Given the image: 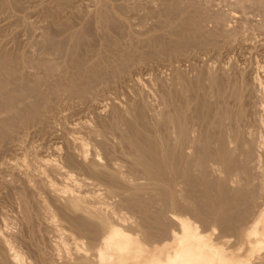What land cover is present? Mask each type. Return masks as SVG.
<instances>
[{
	"label": "rangeland",
	"instance_id": "374dc122",
	"mask_svg": "<svg viewBox=\"0 0 264 264\" xmlns=\"http://www.w3.org/2000/svg\"><path fill=\"white\" fill-rule=\"evenodd\" d=\"M2 1V2H1ZM9 1V0H8ZM7 0H0V52L2 51H9L8 54H5L3 56L4 57H7V55L9 56V60H11L12 63H17V59L24 53V56L26 59H33L34 57V60L36 61V64H35V61L33 62L36 67L39 66V70H42V71H39L38 68L36 69L37 72H41V73H45L44 76H46V73H47V76L48 75H51L50 74V71L51 73H56V69L55 68H50V66L47 64H45V60L43 61L42 58L40 57V51L41 50V46L43 44V42L40 43L41 41L44 40L43 37H45V35H47V38L50 39V36L52 37L50 41H53V39H55L54 41L57 40H62L61 38V34L59 31L62 32L63 30V36L66 38V36L68 37L69 36V32H74V29H75V32L77 29H80L78 30L81 31V32H87L90 36H88L87 33H85V37L83 36L81 40H79L80 42L78 43V51H76L75 53H73V56L72 58L70 59L69 62L73 63L75 60L77 62H79L80 60H83L85 57V55L87 54V56H89L88 53L91 52V54L93 53H96L97 50V47L101 48V47H104V50L106 51H103L105 52V54L107 53V55L109 56L110 53L111 56L113 57V53L114 52H117V53H114V55H116V57H113L114 59L116 60H113L116 61L114 62V64L112 65V59L110 60V64L112 66H110V64L108 65L109 66V69H106L104 70V67H102V69L100 68L99 69H95L96 72V75H95V70H91V72H93L94 74H92L90 71L89 73L85 72L84 75L85 77L87 78H83V79H80L79 77H75L73 79H70V82L68 81V83L66 82H60L61 85L57 82L59 81H50L51 77H44L42 74L40 73H36L35 69H33V72L35 71V73L32 72V74H36L37 78L38 75L42 76L45 78H39L40 80H38V82L36 81L37 79L33 76L29 77V79L27 80V83L31 84L33 79H34V83L35 84H31L29 85L32 92L34 91V93H36L35 95H33L34 93H32V95L35 97V98H38L35 99L34 101L32 99H34V97L32 98L31 97V93L28 95L27 93V96L25 97H28L27 99H29L31 97V99H29L32 103L29 102V100H27L26 98H24L23 96L26 95V93H16L15 95L11 92H7L5 95H4V91L5 90H9V88L6 89V87H8V82H5V78L6 76L3 78L2 77V73H4L5 71L7 72V70L9 69H12L14 70V67L12 68L11 66H15V64H10L8 65V57L5 58V60L8 62H6L2 57L3 55V52L0 54V61L1 63H5L4 65H7L8 67L2 65L0 63V69H2L1 67L4 66L3 68V71L0 70V89L3 87L5 88V90H3V88L1 89L2 94L0 95V97L2 96H6V100L4 99V97H2V101L0 100V103H5V104H10V103H13V102H16V101H19V99H21L23 101V104L20 106V108L23 107V109H19V111H16V113H13V112H9V115L8 113L7 114H4L0 111V117L1 119L4 118V116L6 117L5 118V121L1 120L0 121V126L3 127V129L0 127V232H6L7 236L9 237V239L12 240L13 244L16 246V248L18 249L19 247V251L22 252V253H25L23 254L24 255V258L25 259V262L26 264H38L39 263V257L40 258H43L42 260L44 261L45 260V264H54L55 261L56 262H59L61 263L62 261V258H63V253L60 251L62 249V245L60 246L58 243L61 244V242L63 241L61 238L62 237H67L66 234H69L71 232V230H73L71 227V223L72 221L76 219V222H79L81 220H79L81 217H80V211H78L77 214L76 212L70 210H66L65 208H61L60 207V204L62 205L63 202L61 200H58L54 194H51V192L49 191L48 192V189L46 188L45 185V181H44V178L46 177L48 179L47 176L48 173L50 174V171L52 172L53 170L51 169L49 172L47 170L48 167H42V158H44L46 155L48 156L49 155V158H52V156L50 157V154L53 155L54 158H56L55 156H57L58 154H60L61 152L64 153V149L66 151V140L64 139L63 140V134H64V130H62V128H66L68 126V128L70 127L69 125L74 121L76 122V120L78 119H87L86 121H82V122H86L89 121L91 124L93 121V123L97 124L98 123V115L96 116V111L93 110L94 108L91 107L90 110H92L95 114V116L93 115V112L89 111V109L85 108L87 112H84V115H83V111H85L84 109V106H88L90 104L89 101H91L93 98L94 101H96V105L97 106V101L99 99H105V98H108L109 96L111 97L112 100H109L108 99H105L107 100L105 103H107V109L105 111V114H102V117H107L108 114L111 112V109L112 107L108 106V104L110 105L111 103L112 104H115L116 100L117 102H121L122 100H124L123 102H127L128 100H131V99H134L135 98V91L138 89H140L139 86L137 85H134L135 83L134 82H127L128 85H124L125 83L121 84V82L117 83L116 87H114V89H111V88H108V90L104 93L102 91V88L104 86H106L105 84H109L110 83L112 84L113 81L115 80H119L120 77L123 78V76H126V72H128L129 74V71L131 72H136V75L137 76H141V74H144L143 76H141L140 78L142 79V81H144V79L146 80V82L143 84H145V90H146V95H148L147 97H145V99L147 98L149 101L145 100V99H142L141 102L140 100L138 101L137 99H135L136 101H138L137 103H139L140 105L142 104H145V108L144 105L141 107L143 108L144 110V113L145 115L147 114H150V112H152L151 110V107H149L148 105L150 104V106H152L153 108V112L151 114H153L155 111H158L160 112L162 109L164 110V108L166 107V109L169 107L173 108L172 105L174 106L175 105V101L176 104H178V101L181 103H183V106L182 104H180V107H184L185 110L189 111V107L190 105H187V103H191V108H190V111L189 112H193V109H194V113L195 115L191 114L189 115V112L187 115H189L188 117H193L195 116V118L193 117V119L196 120L197 118V121H194L193 120L191 121L194 125H196L195 127H200V128H204L205 130H207V126H208V129L209 131H207L209 134H210V137L208 134H206V132L202 134V136L204 134V136H208L209 138L207 139L208 141H206V143L204 142L206 140V138H202L201 137V142L203 143H198V146L199 148L198 149H202L199 150V154L201 155V157L198 155V158L197 160H199V163H197V165L199 164L200 165V168H199V165L197 166L196 165V175L194 173L193 175V179L192 177L191 178H188V180L186 181H191V182H188V184L190 183L191 186L189 187H186V183L184 185V187H180L179 189L177 187L179 186H176L174 189L176 190L177 188V192H179V190L182 188V189H189L187 191L184 190L185 193H182L183 190H181L179 193L177 194H174V195H171L170 192L168 194V191H166V189L164 191H161V194L159 192H153V191H150V190H147L145 192L144 195H146V197L144 195H140L138 197V194L136 195L137 198V201H140V197L141 199H143L142 201H140V205H135L133 204V206H131L132 208H126V207H122V212L123 213H128V216H133V219L135 218L134 216H136V218L138 219V221H140V223L142 224V227L144 228L146 234H147V237H149V239H153L154 238V241H157L155 240L156 239H162V236L164 237V231L167 233V230L169 229H174L176 228L178 225L176 222L171 219V214L173 213L172 210L175 212L177 209L179 208H167V207H171L170 205H168L167 202H164V201H167L169 198V196H172V197H175V198H179L178 200L180 201V204L183 205V203L185 205H183L185 207V209L183 210V207H180V209L177 211L178 215H180L182 218H185V217H190L189 220L193 221L194 224H196L197 226H199V229L200 231H203V233L205 234H208V233H211V234H208L210 235L211 237L215 238L217 240V236H219L220 234H225V233H236L235 232V229L236 231H241L243 230L245 227L249 226L250 223L252 222V220L258 215V213L260 212L261 210V204L263 203V199H264V192L262 190V188L264 187V178L261 177L260 175V172L254 168L255 164H256V157L259 156V154H264V148H258L257 145H259V141H260V134L261 132H264V128L261 129V127H263L264 125V112L259 109V106L260 105H264L262 102H264V0H15L16 4L10 0L8 2ZM23 1V3H22ZM65 1V2H64ZM118 1V2H117ZM121 1V2H119ZM158 1H161V2H158ZM4 2V3H3ZM13 2V3H12ZM46 2V3H45ZM64 2V3H62ZM100 2V4H99ZM110 2V3H109ZM114 2V3H113ZM116 2V3H115ZM125 2V3H124ZM132 2V3H131ZM157 2V3H156ZM4 5H3V4ZM8 3H11V4H8ZM56 3V4H54ZM83 3V4H82ZM85 3V4H84ZM105 3L107 4L105 6ZM121 3V4H119ZM159 3V4H158ZM163 3V4H161ZM260 3V4H259ZM15 6H13V5ZM25 6H24V5ZM65 6H63V5ZM71 4V5H70ZM92 4V5H90ZM104 4V5H103ZM133 4V6H132ZM143 4V5H142ZM152 4V5H151ZM165 4V5H164ZM38 5V6H37ZM82 5V6H81ZM90 5V6H89ZM100 5V6H99ZM126 5V7H125ZM4 6V7H3ZM13 6V7H11ZM19 6V7H17ZM37 6V7H36ZM59 6V7H58ZM93 6V7H92ZM103 6V9H101ZM112 6V7H111ZM130 6V7H129ZM147 6V7H146ZM262 6V7H261ZM11 7V8H10ZM63 7V8H62ZM71 7V8H70ZM83 7V8H82ZM92 7V8H91ZM96 7H100V9H97L96 10ZM118 7V8H117ZM13 8V9H12ZM18 8V9H17ZM46 8V10H45ZM54 8V9H53ZM62 8V9H61ZM73 8V9H72ZM90 8V9H89ZM124 8V9H123ZM127 8V9H126ZM142 8V9H141ZM199 8V9H198ZM87 11H86V10ZM95 9V10H93ZM108 9V10H107ZM157 9V10H156ZM231 9V11H230ZM242 9V10H241ZM28 10V11H27ZM77 10H80V11H77ZM90 10H93L91 11V14L89 16L87 14L90 13ZM110 10V11H109ZM120 10V11H119ZM145 10V11H144ZM151 10V11H150ZM160 10V11H159ZM43 11V12H42ZM45 11V12H44ZM86 11V13H85ZM99 11V12H97ZM104 11H105V14H104ZM118 11V12H116ZM122 11V12H121ZM128 11V12H127ZM136 11V12H135ZM142 11V12H141ZM228 11V12H227ZM3 12V13H2ZM13 12V13H12ZM24 12V13H23ZM48 12V14H47ZM73 12V13H72ZM94 12V13H93ZM103 12V13H102ZM108 12V13H107ZM141 12V13H140ZM146 12V13H145ZM199 12V13H198ZM22 13V14H21ZM83 15H82V14ZM99 13V14H98ZM102 13V15H101ZM114 13V14H113ZM159 13V14H158ZM15 14V15H14ZM60 14V15H59ZM69 14V16L67 15ZM79 16H78V15ZM93 14V15H92ZM96 14V15H95ZM110 14V15H109ZM249 14V16H248ZM65 15H66V18H65ZM85 15V16H84ZM87 15V16H86ZM94 15L97 17H94ZM135 15V16H134ZM138 15V16H137ZM143 15V16H142ZM151 17H150V16ZM9 16V17H8ZM15 16V17H14ZM20 16V17H19ZM64 16V18H63ZM72 16V17H71ZM108 16V17H107ZM127 16V17H126ZM142 18H141V17ZM238 16V17H237ZM262 16V17H261ZM56 17L58 19H56ZM69 17V18H68ZM84 17V18H82ZM123 17V18H122ZM222 17V18H221ZM11 18V19H10ZM23 18V19H22ZM25 18V19H24ZM47 18V19H45ZM54 18V20H53ZM69 20H68V19ZM82 18V19H81ZM86 18V19H85ZM104 20H103V19ZM126 18V19H125ZM138 18V19H137ZM147 18V19H146ZM219 20H218V19ZM236 20H235V19ZM56 19V20H55ZM64 19V20H62ZM72 21H71V20ZM78 19V20H77ZM88 19V20H87ZM94 19V20H93ZM96 19V20H95ZM101 19L103 20V22L101 21ZM108 19V20H107ZM110 19V20H109ZM119 19V20H118ZM210 19V20H209ZM24 22H23V21ZM58 20V21H57ZM62 22H61V21ZM67 20V21H66ZM77 20V21H76ZM81 20V21H80ZM86 20V22H85ZM91 20V22L89 21ZM114 20V21H113ZM131 20V22H130ZM136 20V21H135ZM26 21V22H25ZM31 21V22H29ZM35 21V22H34ZM39 21H42V22H39ZM45 21V22H44ZM51 21V22H50ZM64 21V22H63ZM93 21V22H92ZM107 23H106V22ZM257 21V22H256ZM22 22V23H21ZM29 22V24L27 23ZM40 24H39V23ZM59 22V23H57ZM67 22V23H66ZM70 22V23H69ZM76 22V23H75ZM78 22V23H77ZM89 22V24H88ZM98 22V23H97ZM115 22V23H114ZM123 22V23H122ZM125 22V23H124ZM218 22V23H217ZM260 22V23H259ZM33 23V24H31ZM42 23V25H41ZM56 23V25H55ZM81 23V24H79ZM96 23V24H95ZM110 25H109V24ZM118 23V24H117ZM212 23V24H211ZM232 23V24H231ZM250 23V24H249ZM256 23V24H255ZM28 24V26H27ZM59 24V25H58ZM64 24V25H63ZM73 24V25H71ZM76 24V25H75ZM99 24V25H98ZM123 24V25H122ZM129 24V25H128ZM138 25V28H137V25ZM226 24V25H225ZM8 25V26H7ZM17 25V26H16ZM46 25V26H45ZM55 25V26H54ZM63 25V26H61ZM85 25V26H84ZM35 26V27H34ZM37 26V27H36ZM45 27V30H44V27ZM58 26V28H57ZM67 26V27H66ZM74 26V29L73 27ZM80 26V27H79ZM90 26H91V29L92 31H90ZM94 26V27H93ZM106 26V27H105ZM120 26V27H118ZM122 26V27H121ZM125 26V27H124ZM133 29H132V27ZM141 26V27H139ZM224 26V27H223ZM227 26V27H225ZM259 26V27H258ZM263 26V27H262ZM28 27V28H27ZM32 27V28H31ZM40 27L42 29H40ZM51 27V28H50ZM72 28L73 31H71L72 29H69V28ZM89 27V29H88ZM98 29H97V28ZM103 29H102V28ZM130 27V28H129ZM241 27H244V28H241ZM30 28V29H29ZM36 28V30L34 29ZM38 28V29H37ZM54 28V29H53ZM77 28V29H76ZM96 28V29H94ZM121 28V29H120ZM126 28V29H125ZM142 28V29H141ZM227 28V29H226ZM15 29V30H14ZM34 31H33V30ZM49 29V30H47ZM57 29V30H56ZM61 29V30H60ZM66 29H69L67 30L66 32ZM82 29V30H81ZM107 29V31L105 30ZM134 31H132V30ZM42 30V31H41ZM47 30V31H46ZM53 30V32H52ZM55 30V31H54ZM59 30V31H58ZM87 30V31H86ZM103 30V31H102ZM106 32H105V31ZM112 30V31H111ZM125 30V31H124ZM32 31V32H31ZM36 31V32H35ZM41 31V32H40ZM49 31V32H48ZM89 31L91 33H89ZM95 31V32H94ZM96 31H97V34H96ZM109 31V33H108ZM132 31V34H130V32ZM145 31V32H144ZM262 31V32H261ZM6 32V33H5ZM12 32V33H11ZM44 32V33H43ZM64 32H66V36L64 35ZM139 32V33H138ZM260 32V33H259ZM32 33V34H31ZM37 33V34H36ZM40 33H42L40 35ZM45 33H48V34H45ZM50 33V34H49ZM52 33V34H51ZM92 33L94 34V36L92 35ZM103 33V34H102ZM112 33V34H110ZM134 33V34H133ZM137 33V34H136ZM147 33V34H146ZM10 34H13V37L12 35ZM44 34V35H43ZM56 36H55V35ZM68 34V35H67ZM96 34V35H95ZM101 34V35H100ZM105 34V35H104ZM107 34V35H106ZM143 34V35H140ZM149 34V35H148ZM10 35V36H9ZM25 35V36H24ZM43 35V36H42ZM49 35V37H48ZM98 35V36H97ZM104 35V36H102ZM124 35V36H123ZM131 35V36H130ZM255 35V36H254ZM12 36V37H11ZM109 36V37H108ZM111 36V37H110ZM129 36V37H128ZM136 36V37H135ZM7 37V38H5ZM61 37V38H60ZM87 37V38H86ZM91 37V38H90ZM103 37V38H102ZM118 37V38H117ZM128 37V38H127ZM132 37V38H131ZM147 37V38H146ZM4 38V39H3ZM17 38V39H16ZM46 38V37H45ZM93 38H95L93 40ZM100 38V39H98ZM102 38V39H101ZM109 38V40H108ZM143 40V41H141ZM146 38V39H145ZM7 39V40H6ZM15 39V40H14ZM32 39V40H30ZM35 39V40H34ZM36 39H37V42H36ZM64 39V38H63ZM84 39V41H83ZM86 39V41H85ZM124 39V40H123ZM134 39V40H133ZM251 39V40H250ZM5 42H4V41ZM14 41L15 43L11 42V41ZM30 40V41H28ZM41 40V41H40ZM137 40V41H136ZM138 40H140L138 42ZM243 40V42H242ZM3 41V42H1ZM7 41V43H6ZM27 41V42H26ZM82 41V42H81ZM104 41V43H103ZM134 42L133 44L132 43H129V42ZM147 41V42H146ZM30 42V43H28ZM33 42V43H32ZM36 42V43H34ZM84 42V44H83ZM92 42V43H91ZM98 42V43H97ZM108 42V44H107ZM138 42V43H136ZM12 43V44H11ZM18 43V44H17ZM28 43V44H27ZM101 43V44H100ZM112 45H111V44ZM142 43V44H141ZM262 43V44H260ZM11 44V45H10ZM24 44V46H23ZM82 44V45H81ZM87 44V45H86ZM100 44V45H99ZM103 44V45H102ZM107 46H106V45ZM124 46H123V45ZM14 45V46H13ZM19 45V47H18ZM40 45V46H39ZM102 45V46H101ZM133 45V46H132ZM7 46V47H6ZM17 46V47H15ZM25 46H27L25 48ZM36 46V47H35ZM95 46V47H94ZM101 46V47H100ZM130 46H132L130 48ZM140 46V47H139ZM9 47V49H8ZM34 47V48H33ZM39 49H38V48ZM83 47V48H82ZM89 47V48H88ZM92 47V48H91ZM129 47V48H128ZM137 47V48H136ZM146 47V48H145ZM256 47V48H255ZM5 48V49H4ZM30 48V49H29ZM32 48L34 50H32ZM88 48V49H85ZM92 50H91V49ZM98 48V49H99ZM139 48V49H138ZM25 49V51H24ZM94 49V50H93ZM108 49V50H107ZM127 53H126V51ZM137 49V51H136ZM20 50V51H19ZM22 50V51H21ZM82 50V51H81ZM135 50V51H134ZM12 51V53H11ZM17 51V52H16ZM39 51V53H37ZM90 51V52H89ZM125 51V52H124ZM143 51V53H142ZM20 52H23L22 54ZM19 53V54H18ZM85 55H84V54ZM137 53V54H136ZM15 54V55H14ZM39 54V55H38ZM104 54V53H103ZM121 54V55H120ZM128 54V55H127ZM29 55V56H28ZM31 55V56H30ZM34 55V56H33ZM36 55V56H35ZM126 55V56H125ZM143 55V56H142ZM12 56V57H11ZM23 56V55H22ZM39 56V57H38ZM84 58H83V57ZM104 56V55H103ZM110 56V57H111ZM122 56V57H120ZM131 56V57H130ZM148 56V57H147ZM253 56V57H252ZM76 57V59H75ZM90 57V56H89ZM111 57V58H112ZM120 57V58H119ZM142 58V59H139V58ZM12 58V59H11ZM40 58V61L38 62ZM126 58V59H125ZM136 58H137V61H136ZM153 58V59H152ZM72 59H74L73 61H71ZM139 59V61H138ZM132 60V61H131ZM61 61V60H60ZM75 61V62H76ZM134 61V62H133ZM153 61V62H152ZM10 62V63H11ZM40 63V64H39ZM119 63V64H118ZM171 63V64H170ZM251 63V64H250ZM257 63V64H256ZM39 64V65H38ZM44 66L42 69H40V67H42V65ZM45 64V65H44ZM145 64V66H144ZM225 64V65H224ZM250 66H249V65ZM41 65V66H40ZM70 65V64H69ZM72 65V66H71ZM70 66L73 67V64H71ZM118 65V66H117ZM175 65V66H174ZM34 66V65H33ZM46 66V68H45ZM49 66V70L50 71H47L48 67ZM165 66V67H164ZM173 66V67H172ZM253 66V67H252ZM11 67V68H10ZM35 67V68H36ZM116 67V68H115ZM121 67V68H120ZM131 67V68H129ZM148 67V68H147ZM221 69H220V68ZM224 67V68H223ZM239 67V68H238ZM247 67V68H246ZM6 68V69H5ZM45 68V72H43ZM125 68V69H124ZM151 68H153V70H151ZM233 68V69H232ZM263 68V69H262ZM54 69V70H53ZM110 69H112L110 71ZM149 69V70H148ZM165 71H164V70ZM8 70V72H9ZM144 70V71H143ZM149 71V75L147 74V72ZM224 70V71H222ZM76 72V70H74ZM102 71V73H101ZM113 71V72H112ZM142 71L144 73H142ZM176 73H175V72ZM5 72V74H6ZM16 73V71H11L9 73H12L14 75V73ZM78 72L77 71V76H78ZM131 72V73H132ZM165 72V73H164ZM173 72V73H172ZM224 74H223V73ZM243 72V73H241ZM7 73V75L9 74ZM52 75H55L53 74ZM75 73V75H76ZM120 73V74H119ZM140 73V74H139ZM146 73V75H145ZM151 73V74H150ZM171 73V74H170ZM230 76H229V74ZM241 73V74H240ZM11 74V75H12ZM38 74V75H37ZM90 74H92L90 76ZM127 74V75H128ZM217 76H216V75ZM12 75V76H13ZM82 75V74H81ZM87 75V76H86ZM166 75V76H165ZM172 75V76H171ZM215 75V76H214ZM234 75V76H233ZM241 75V76H240ZM4 76V75H3ZM9 77L10 74L8 75ZM89 76V77H88ZM94 78H93V77ZM97 76V77H96ZM112 76V77H111ZM154 76V77H153ZM158 76V77H157ZM214 76V77H213ZM229 76V77H228ZM235 77V78H234ZM260 79H259V78ZM1 78L2 81H1ZM13 78V77H12ZM31 78V79H30ZM33 78V79H32ZM90 78H91V81H90ZM100 78V80H99ZM105 78V79H104ZM108 78V79H107ZM112 78V79H111ZM116 78V79H115ZM169 78V79H168ZM215 80H213V79ZM221 78V79H220ZM235 80H234V79ZM36 79V80H35ZM78 80V82L76 80ZM80 79V80H79ZM97 79V80H96ZM109 79L111 80V82L109 81ZM115 79V80H114ZM121 79V78H120ZM172 79V80H171ZM207 79V81H206ZM226 79V80H225ZM234 81H233V80ZM244 79V80H243ZM9 80V79H8ZM46 80V81H45ZM49 82H48V81ZM74 82H72V81ZM84 80V81H83ZM102 80L104 82H102ZM107 80V81H106ZM149 80V81H148ZM161 80V81H160ZM169 80V81H168ZM222 80V81H221ZM232 80V81H231ZM237 80V81H236ZM242 80V81H241ZM7 81V79H6ZM11 81V80H10ZM31 81V82H30ZM41 82V88L44 90V87H45V90L46 88L50 90H52V94L49 92V90L44 91L47 96L44 94H42V92L40 91L41 88H39V84ZM94 81V82H93ZM156 83H155V82ZM164 81V83H163ZM212 81V82H211ZM229 83H228V82ZM256 81V82H255ZM260 81V82H259ZM263 81V82H262ZM5 82V83H4ZM37 82V83H36ZM48 82V84H46ZM77 82V83H76ZM81 82V83H79ZM107 82V83H106ZM148 82V84H147ZM178 82V83H177ZM186 84H185V83ZM216 82V83H215ZM224 82V83H223ZM234 84L235 85H231L230 84ZM247 82V83H246ZM261 84H259V83ZM4 83V84H3ZM42 83H44L42 85ZM51 83V84H50ZM54 83L57 85L54 86ZM66 83V85L64 84ZM71 83V86L72 87H69L70 85H67V84H70ZM90 83V84H89ZM133 83V84H132ZM163 83V84H162ZM168 83V84H167ZM175 83V84H174ZM180 83V85H179ZM200 83V84H199ZM242 83V84H241ZM244 83V84H243ZM2 84V86H1ZM7 84V85H6ZM38 84V85H37ZM46 84V85H45ZM53 84V85H52ZM63 84V86H62ZM83 84V85H82ZM95 86V87H93ZM103 84V85H102ZM115 84V82H114ZM133 86H132V85ZM164 85V87L162 85ZM217 84V86H216ZM240 84V85H239ZM36 85V86H35ZM45 85V86H44ZM60 87H59V86ZM75 85V86H74ZM80 85V86H79ZM81 85L83 87H81ZM91 85V86H90ZM119 85V86H118ZM121 85V86H120ZM156 85V86H155ZM172 87H171V86ZM186 85V86H185ZM219 85V86H218ZM221 85V86H220ZM224 85V86H223ZM229 85V86H228ZM239 87H238V86ZM47 86V87H46ZM50 86V87H49ZM82 90H80V88ZM100 86V87H99ZM128 86V87H127ZM130 86H132L131 89H128ZM163 89V90H161ZM169 86V87H168ZM178 86V87H177ZM185 86V87H184ZM11 87V86H10ZM39 88V91L38 89H35L33 90L34 88ZM54 87V88H53ZM59 87V89H58ZM62 87V90L60 89ZM69 87V88H68ZM74 87V88H73ZM87 87V88H86ZM100 89H98V88ZM134 87H137L134 88ZM148 87V88H147ZM151 87V88H150ZM227 87V88H226ZM235 88V89H232V88ZM254 87V88H253ZM66 90H65V89ZM73 88V89H71ZM91 88V89H90ZM147 88V89H146ZM166 88V89H165ZM179 88V90H178ZM213 88V89H212ZM242 90V94H240V98L239 99V95H233V91L232 93L230 92V90ZM244 88V89H243ZM252 90H251V89ZM79 89V90H77ZM87 89L89 91H87ZM94 89V90H93ZM118 89V90H117ZM123 89V90H122ZM135 91H134V90ZM150 89V90H149ZM151 89L153 91H151ZM182 89L184 90V92H182ZM188 89V90H186ZM201 89V90H200ZM216 89L223 91L225 89L224 92H227L224 94V92H216ZM223 89V90H222ZM246 89V90H245ZM58 90V91H57ZM60 90V91H59ZM74 90V91H73ZM159 90V91H158ZM170 92V97L171 99H173V96L175 99L173 100H170V97H165L167 98L166 101H168V104L172 105L168 107L165 105H163L164 107H161V100L159 99L160 95H161V92L160 91H163V92ZM229 90V91H228ZM240 90V91H241ZM245 90V92H244ZM259 90V91H258ZM0 91V93H1ZM57 91V92H56ZM62 91V92H61ZM66 91H69V92H66ZM72 91V92H71ZM77 91V92H75ZM80 91V92H79ZM85 93H83V92ZM91 91V92H90ZM94 91V92H93ZM100 93H104L103 95L105 96V98L102 96V94H98L99 92ZM117 91V92H116ZM136 91V92H137ZM149 94H147L148 92ZM157 91V92H156ZM188 91V92H187ZM196 91V93H195ZM234 91V92H235ZM255 91V92H254ZM65 92V93H64ZM75 92V93H74ZM82 92V93H81ZM116 92V93H115ZM120 92V93H119ZM160 92V94H159ZM177 92V93H175ZM192 92V93H191ZM194 92V93H193ZM244 92V94H243ZM260 92V93H259ZM11 93V95H9ZM41 93V94H39ZM55 93V94H53ZM58 93V94H56ZM64 93V94H63ZM67 93V94H66ZM70 93V94H69ZM73 94V97H72V94ZM78 93V94H76ZM91 93V94H89ZM111 93V94H110ZM114 93V94H113ZM154 95H153V94ZM182 93V94H181ZM187 93V94H186ZM191 93V94H189ZM216 93V94H215ZM241 93V92H240ZM8 94V95H7ZM18 94V96H17ZM21 94V95H19ZM39 94V95H38ZM88 94V95H87ZM98 94V95H97ZM124 94V95H123ZM175 94V95H174ZM189 94V95H188ZM195 94V95H194ZM197 94V95H196ZM203 94V95H202ZM218 94V95H217ZM224 94V95H222ZM230 94V95H229ZM255 94V95H254ZM259 94V95H258ZM37 95V97H36ZM41 95H43L44 97H42ZM50 95H55V96H51L53 98V100L50 98ZM62 95V96H61ZM69 95V96H68ZM74 95H76V98L74 97ZM79 95V96H78ZM94 95V96H93ZM96 95V96H95ZM117 95V96H116ZM127 95V96H126ZM131 95V96H130ZM153 95V97H152ZM159 97H158V96ZM173 95V96H171ZM177 95V96H176ZM180 97H179V96ZM220 95V99H219V96ZM227 95V96H225ZM249 95V96H248ZM7 96H9V98L11 100L8 101L9 98H7ZM13 96V97H12ZM17 97V100L15 101L16 97ZM39 96L42 97L40 98L39 100ZM58 96V97H56ZM83 96V97H81ZM91 96V98H90ZM102 96V97H101ZM108 96V97H107ZM126 96V97H125ZM130 96V97H129ZM156 96V97H155ZM176 96V97H175ZM188 98H187V97ZM213 96V97H212ZM215 96V97H214ZM221 96L223 98H221ZM229 96H231L229 98ZM242 96V97H241ZM245 96V98H244ZM255 96V97H254ZM46 97V98H45ZM61 97H64L66 100H68V104L66 105V107L68 106L70 108V112H68V107H67V113H65V111L63 113H61V115L57 118L58 121H55V124H57V126H61V127H57V133L59 136L62 137L59 138L58 137V140L54 141L53 137L51 138L50 135L53 134V131L51 132V127H48L47 124L46 125H39V122H40V116L42 115V112L41 110H43V106L46 105V102L48 100L51 99V101H54V100H57V99H61ZM67 97V98H66ZM78 97V98H77ZM87 97V98H86ZM89 97V98H88ZM99 99H98V98ZM117 97V99H116ZM119 97V99H118ZM129 97V98H127ZM191 97V98H190ZM234 97V98H233ZM237 100H236V98ZM261 97V98H260ZM63 98V99H64ZM72 98V99H71ZM83 100H81V99ZM131 98V99H130ZM181 98V99H180ZM199 98V99H198ZM213 100H212V99ZM217 98V100H216ZM247 98V99H246ZM250 98V99H249ZM14 99V100H13ZM26 99V100H25ZM47 99V100H45ZM90 99V100H89ZM98 99V100H97ZM169 99V100H168ZM208 101H207V100ZM258 99V100H257ZM5 100V102L3 101ZM44 100V101H43ZM76 100V101H75ZM79 100V101H78ZM120 100V101H119ZM158 100V101H157ZM181 100V101H180ZM197 100V101H196ZM200 103H199V101ZM214 100L215 102L217 101V103H214ZM221 100H225L226 103L228 105H226L225 103V106H224V101L222 102ZM234 100V101H233ZM27 101V102H26ZM40 104H39V102ZM80 101H81V104H80ZM85 101V102H83ZM146 101L148 102L147 106H146ZM151 101H154V104L153 102ZM172 101V102H171ZM186 101V102H185ZM244 101V102H243ZM255 101V102H254ZM30 103L28 105H32V106H27V103ZM34 102V103H33ZM38 102V103H36ZM44 102V103H42ZM50 102V101H48ZM47 102V103H48ZM70 102V103H69ZM72 102V103H71ZM158 102V103H157ZM208 102V103H206ZM36 103V105H35ZM79 103V104H78ZM85 103V104H84ZM186 103V105L184 106V104ZM206 103V104H205ZM239 103V104H238ZM243 105H242V104ZM253 103V104H252ZM256 103V104H254ZM262 103V104H261ZM33 104H34V107H33ZM43 106H42V105ZM73 104V105H72ZM167 104V102L165 103ZM203 104V106H202ZM214 104V105H213ZM236 104V105H234ZM249 104V105H248ZM0 105H4V104H0ZM25 105V107L23 106ZM38 105V106H37ZM154 105V106H153ZM159 105V107H158ZM194 105V106H193ZM217 106V105H222V107L218 106V107H214V108H218V109H223L222 112L224 110L227 111V107L228 106V110L227 111L228 113L223 112V113H226L225 115L227 117H223L224 114L222 115V112L220 110V112L218 111V109L215 111L217 115L213 114L214 112V108L213 106ZM252 105V106H251ZM256 105V107H255ZM41 106V107H39ZM71 106V107H70ZM80 106V107H78ZM81 106H83L81 108ZM112 106V105H111ZM208 106V107H207ZM231 106V107H230ZM244 106V107H243ZM248 106V107H247ZM261 106V107H262ZM1 107V106H0ZM34 108V111L32 113V109ZM35 107L38 109H35ZM110 107V108H109ZM188 107V109H186ZM203 107V108H202ZM226 107V109H224ZM247 107V108H246ZM258 107V108H257ZM260 107V108H261ZM24 108H25V112L24 111ZM41 110H40V109ZM74 108V109H73ZM149 108V109H148ZM162 108V109H161ZM168 108V109H169ZM200 108V109H199ZM205 108V109H204ZM213 108V109H212ZM232 108V110H231ZM255 108V110H254ZM26 109H29V113H28V110ZM73 109V111H72ZM79 109V110H78ZM110 109V110H109ZM156 109V110H155ZM161 109V110H160ZM165 109V110H166ZM196 109V110H195ZM201 109L203 110L202 113H201ZM237 109V110H236ZM248 109V110H247ZM39 112H38V111ZM82 113H81V111ZM148 110H151V111H148ZM198 110V111H197ZM208 110V112H207ZM211 110V111H210ZM213 110V111H212ZM244 110V111H243ZM254 110V112H253ZM197 111V112H196ZM206 111V112H205ZM261 111V112H260ZM22 112V113H21ZM78 112V113H77ZM108 112V113H107ZM196 112V113H195ZM205 112V113H204ZM237 112V113H236ZM242 112V113H241ZM244 112V113H243ZM249 112V113H248ZM263 112V113H262ZM2 113V114H1ZM10 113L14 114V115H11L10 116ZM36 115H35V114ZM74 113V114H73ZM77 113V114H76ZM91 113V114H90ZM107 113V114H106ZM157 113V112H156ZM161 113V112H160ZM204 113V114H203ZM255 113V114H254ZM262 113V114H261ZM17 116H16V115ZM27 114V115H26ZM33 114V116L31 115ZM40 114V115H39ZM66 114V115H65ZM82 114V115H80ZM150 114V115H151ZM208 114V116H207ZM211 114V115H209ZM213 114V115H212ZM221 114V115H220ZM7 115H8V118H7ZM31 115V116H30ZM65 115V116H64ZM71 115V116H70ZM78 115V116H77ZM80 115V117H79ZM105 115V116H104ZM110 115V114H109ZM231 115V116H230ZM234 115V116H233ZM242 115V117H241ZM3 116V117H2ZM19 116V117H18ZM82 116V117H81ZM93 116V117H92ZM197 116V117H196ZM199 116V117H198ZM202 116V117H201ZM218 116V117H217ZM239 116V117H238ZM255 116V117H254ZM257 116V117H256ZM263 116V117H262ZM37 117V120L35 121ZM39 117V118H38ZM64 117V118H63ZM76 117V119H75ZM92 117V118H91ZM96 117V118H95ZM201 117V118H200ZM214 117V119H212ZM215 117H216V120H215ZM223 117V118H222ZM230 117V118H229ZM21 118H23V120L21 121ZM25 118H27L28 122L25 121L24 123V120ZM30 118V119H28ZM64 120H62V119ZM78 118V119H77ZM202 120H200V119ZM221 118V119H220ZM227 119V123H224V121L226 122L225 119ZM236 118H237V121L239 122V124H241L240 126L236 123ZM9 119V121L7 120ZM10 119H13V120H10ZM20 119V120H18ZM56 119V120H57ZM91 121H90V120ZM97 119V120H96ZM205 119V121H204ZM220 119V121H219ZM224 119V121H222ZM243 119V120H242ZM257 121H256V120ZM199 120L202 122H199ZM216 122H215V121ZM217 120H218V123H217ZM255 120V121H254ZM261 120L262 121V124H261ZM6 121H8V123H5ZM17 121V122H16ZM30 121V123H29ZM39 121V122H38ZM61 121V122H60ZM210 121V122H209ZM222 121V123H220ZM228 121L229 124H228ZM235 121V122H234ZM243 123H242V122ZM250 121V122H249ZM10 122V124H9ZM16 122V123H15ZM38 122V124L36 123ZM56 122H59V123H56ZM63 122V123H62ZM68 122V123H67ZM71 122V123H70ZM89 122L87 124H89ZM97 122V123H96ZM204 122V123H203ZM212 122V124H211ZM234 122V124L232 123ZM254 122V123H252ZM23 123V125L21 124ZM200 123V124H199ZM215 123V124H214ZM245 123V125L243 126V124ZM259 123V124H258ZM5 124V125H4ZM19 124V125H18ZM30 124V125H29ZM37 124V125H36ZM66 124V125H65ZM73 124V123H72ZM71 124V126H72ZM90 124V125H91ZM95 124L94 127L96 126ZM202 124H208V125H204V127L201 125ZM211 124V125H210ZM227 124V125H226ZM235 124H237V126H235ZM248 124V126H247ZM258 124V125H257ZM4 125V126H3ZM7 125L9 127H7ZM63 125H65L63 127ZM93 125L91 127H93ZM226 125V126H224ZM234 125V126H233ZM252 125V126H251ZM16 126V127H15ZM19 126V127H18ZM25 127V131L29 130L28 132V136H26L25 138H21L18 142H20V145L19 146H22L20 147L21 149L24 148V149H20V148H17L18 146H14V145H11L14 140V137L16 136V133L18 130L22 129V127ZM212 126V127H211ZM215 126V127H214ZM223 126V127H228L231 128L232 131H230L228 133V129H226L225 131L227 132V134H224L226 137H223V140L226 138H229V140H233V138L236 139L237 136H234L235 134L238 135L237 139H238V143L236 142V144L234 143L235 147L236 148V152H234V156H232V160L230 158V160H226L227 161V167H225V170H227V174L228 175L229 173V176H225L224 173H226L223 169H224V166H226V161L223 163L224 166H221L223 167L222 170H218V171H212V168L211 166H209L210 164V160H208V158H206L207 154H210L208 157H210L213 153L216 152V151H213V150H216L220 148V143L222 144L223 140H222V133H226V132H223L222 129H220V127ZM243 126V127H242ZM7 127V128H6ZM39 127V128H38ZM206 127V128H205ZM210 127V128H209ZM217 127V128H216ZM219 127V128H218ZM221 127V128H223ZM233 127H236L238 129V131L234 130ZM252 127V128H251ZM15 128V129H14ZM18 128V129H16ZM35 128V129H34ZM42 128V129H40ZM212 128V129H211ZM216 128V129H215ZM245 128V129H244ZM10 129V130H8ZM44 129V130H43ZM46 129V130H45ZM213 129H214V132H213ZM222 130V133L219 131ZM244 129V130H243ZM15 132H13V131ZM38 130V132H36ZM42 132H41V131ZM61 130L63 134L59 133ZM217 132H216V131ZM263 130V131H262ZM2 131V132H1ZM7 131V132H6ZM12 132L8 134V132ZM40 131V132H39ZM46 131V133L44 132ZM242 131V132H241ZM254 131V132H253ZM261 131V132H260ZM34 132V134L32 133ZM234 133V135L230 136L232 133ZM241 132L240 134L237 133ZM254 134H253V133ZM3 133V134H2ZM6 133V134H5ZM36 133V134H35ZM51 133V134H50ZM56 133V134H57ZM212 133V134H211ZM256 133V134H255ZM48 134V135H47ZM61 134V135H60ZM66 134V133H65ZM64 134V135H65ZM221 136V138H218L219 135ZM244 134V135H243ZM9 135V136H8ZM216 135V136H215ZM249 135V136H248ZM13 136V137H12ZM45 136V137H44ZM53 136V135H52ZM214 136V137H213ZM218 136V137H217ZM228 136V137H227ZM243 136V137H242ZM256 136V137H255ZM10 141H9V139ZM33 137V138H32ZM217 137V139H216ZM232 139H231V138ZM13 138V140H12ZM28 140H27V139ZM65 138V136H64ZM211 138V140H210ZM243 138V140H242ZM248 138V139H247ZM251 138V139H250ZM256 138V140H255ZM7 139V140H6ZM24 139H26L24 141ZM222 141H221V140ZM225 139V140H226ZM234 139V140H235ZM236 139V140H237ZM250 139V140H249ZM12 140V141H11ZM60 140V141H59ZM204 140V141H203ZM216 140V141H215ZM220 140V141H219ZM241 140V141H240ZM255 140V141H254ZM6 141L5 144H3L4 142ZM33 141V142H31ZM43 141V142H42ZM65 141V142H64ZM210 141V142H209ZM213 141V142H212ZM219 141V142H218ZM242 143L241 145L239 144L240 142ZM245 141V142H243ZM252 141V142H251ZM22 142H25L23 144H21ZM39 142V143H38ZM54 142H58L61 144V146H59L60 144H58V149L56 153H54V149H53V144ZM200 142V141H199ZM210 144L209 147H211L214 143V145L212 146V148H210L211 150H208L209 147L207 145H209L208 143ZM248 142V143H246ZM254 142V143H253ZM53 143V144H52ZM8 144V145H7ZM31 144V145H30ZM42 144V145H41ZM212 144V145H211ZM240 145V146H237ZM6 145V147H5ZM30 145V146H29ZM50 145V146H49ZM206 145V146H205ZM219 145V147H217ZM234 145H232L234 147ZM3 146V148H2ZM10 146V147H9ZM204 146V148H203ZM254 146V147H253ZM47 147V148H46ZM52 147V148H50ZM208 147V148H207ZM214 147H216L214 149ZM232 147V148H233ZM8 148V149H6ZM63 148V149H62ZM206 148V149H205ZM257 150H256V149ZM10 149V150H9ZM20 149V151H19ZM25 149H26V152H25ZM53 149V150H52ZM263 149V151H262ZM15 150H16V153H15ZM24 150V151H23ZM49 150V151H48ZM203 150L206 151V156H205V161L204 163H206V167L208 169H205L206 167H201V162H203ZM260 150V151H258ZM61 151V152H60ZM204 151V152H205ZM209 151V153H208ZM211 151V152H210ZM13 152V153H12ZM59 152V153H58ZM254 152V153H253ZM54 153V154H53ZM27 154V156H26ZM29 154V155H28ZM252 154V155H251ZM256 154V155H255ZM24 155V156H23ZM55 155V156H54ZM63 155V154H62ZM212 155V157H213ZM11 156V157H10ZM26 156V157H25ZM47 156L44 158L46 159ZM59 156V155H58ZM248 156V157H246ZM5 157V158H4ZM18 157V159L16 158ZM39 157V158H38ZM211 157V158H212ZM11 158V159H10ZM20 158H22L23 160H21ZM201 158V160H200ZM214 158V157H213ZM250 158V159H249ZM256 158V159H255ZM8 159V160H7ZM27 159V160H26ZM13 160V161H12ZM17 160V162L15 161ZM21 160V161H20ZM34 160V161H33ZM36 163L39 164V162L41 163L40 164V167L39 168V165L35 163V161H37ZM253 160V162L255 163H251ZM29 161V162H28ZM208 161V162H207ZM12 162H16L15 165L14 163ZM21 162V163H20ZM23 162V163H22ZM34 162V163H33ZM2 163H5V164H2ZM2 164V165H1ZM11 164V165H10ZM16 164L18 167H16ZM21 164V166H20ZM22 164L24 165H27L25 167V169L23 168ZM35 164V165H33ZM9 165V166H8ZM33 165V166H32ZM42 165V166H41ZM208 165V166H207ZM15 166V167H14ZM28 166H31V167H28ZM38 166V167H37ZM13 167V168H12ZM20 167V168H19ZM21 167H22V170H21ZM35 167V168H34ZM37 167V168H36ZM198 167V168H197ZM17 168H19L20 170H17ZM30 168V169H29ZM39 168V169H38ZM43 170L46 168L47 170H44L45 174H41V173H38V171H43ZM13 169V171H12ZM37 169V170H36ZM255 169V170H254ZM32 170L33 174H31L32 172H30ZM37 172H36V171ZM202 170H204L203 174H202ZM210 171L213 173L211 175V172H209L210 174H204L205 171ZM29 171V172H28ZM206 171V173H207ZM222 171V172H221ZM257 171V173L255 172ZM4 172V173H3ZM28 172V174L26 173ZM35 172H36V176L35 177ZM43 172V173H44ZM47 172V173H46ZM215 172V173H214ZM218 172V173H217ZM223 172V177L221 176V174ZM232 172V173H231ZM236 172V173H235ZM10 173V174H9ZM38 173V174H37ZM54 171L51 173V177L49 178H52L51 179H48V180H51L53 181L56 185L57 184H64V185H69L71 186L70 182H65V181H61L62 183H60V180H64L61 176L59 177V175L56 174V172L54 173ZM235 173V174H234ZM39 174H41V176L43 175V179H39ZM47 174V175H46ZM233 174V175H232ZM6 175V176H5ZM58 178H61L60 180L58 178H56V176ZM198 175V176H197ZM202 175H205L207 176L208 180L206 179V177L203 178ZM216 175V176H215ZM220 175V177H219ZM237 175V176H236ZM260 175V176H258ZM8 176V177H7ZM13 176V177H12ZM213 176V177H212ZM226 178H225V177ZM55 177V178H53ZM202 177V178H201ZM210 177V178H209ZM216 177V178H215ZM234 177V178H233ZM236 177V178H235ZM194 178H197L194 180ZM215 178V179H214ZM228 178V180H227ZM17 179V180H16ZM31 179V180H30ZM39 179V180H38ZM203 181H202V180ZM210 179V181H209ZM221 179V180H220ZM227 181H226V180ZM231 179H233L234 181V184L232 183V181H230ZM11 180V181H10ZM38 180V181H37ZM43 180V181H42ZM194 180V181H193ZM13 181V183H12ZM16 181V182H15ZM32 181V182H31ZM202 181V182H201ZM222 181V182H221ZM7 182V183H6ZM35 182V183H34ZM44 182V183H43ZM212 182V183H211ZM226 182V183H225ZM11 183V185H10ZM34 183V184H33ZM193 183V184H192ZM195 183V184H194ZM204 183V184H203ZM215 183V184H214ZM16 184V186H15ZM21 184V185H20ZM187 184V185H188ZM207 186H206V185ZM231 184V186H230ZM36 185V186H35ZM60 185H57V186H60ZM193 185V187H192ZM195 185H197L195 187ZM263 185V186H262ZM13 186V187H12ZM44 186V187H43ZM62 186V185H61ZM183 186V184L181 185ZM223 186V187H222ZM233 186V187H232ZM237 186V187H236ZM5 187H6V190H5ZM27 187V188H26ZM29 187V188H28ZM39 187V189H37ZM72 187V186H71ZM222 187V188H221ZM231 187V188H230ZM239 187V188H238ZM31 188V189H30ZM44 188V189H43ZM194 188V189H193ZM196 188V190H195ZM15 189V190H14ZM18 189V190H17ZM173 189V190H174ZM222 189V190H221ZM237 189V191H236ZM14 190V191H13ZM174 190V192H175ZM210 190V191H209ZM217 190V192H216ZM27 191V192H26ZM33 191V192H32ZM36 191V192H35ZM16 194H15V193ZM148 192V194H146ZM162 192H163V195H162ZM191 192V193H189ZM194 192V193H193ZM197 192V193H196ZM224 192V193H223ZM232 192V193H231ZM238 192V193H237ZM18 193V195H17ZM45 193V194H44ZM200 193V194H198ZM215 193H217L215 195ZM15 194V195H14ZM157 194H160L159 197H157L158 195ZM168 194V195H167ZM180 194V196H179ZM182 194V195H181ZM183 194L185 196H183ZM194 194V195H193ZM198 194V195H197ZM233 194V195H232ZM6 195V196H5ZM49 195V196H48ZM53 195V196H52ZM148 195V196H147ZM153 195V197L151 196ZM157 195V196H156ZM177 195V196H176ZM17 196V197H16ZM45 196V197H44ZM47 196V197H46ZM134 196V197H133ZM133 196H130V198H132V200H136V197L135 195ZM151 196V197H150ZM165 196V197H164ZM190 196V197H189ZM192 196V197H191ZM204 196V197H202ZM212 196V197H211ZM236 196H239V197H236ZM145 197V199H144ZM164 197V198H163ZM184 197V198H182ZM200 197V198H199ZM225 197V198H224ZM52 198V199H51ZM153 198V199H152ZM158 198V199H157ZM166 198V200H165ZM183 203H182V200ZM188 200H186V199ZM222 198H224L222 200ZM156 201H155V200ZM162 199V201L160 200ZM190 199V200H189ZM193 200V202L191 203V201ZM200 199V200H199ZM209 199V200H208ZM228 199V201H227ZM232 199V200H231ZM237 199V200H236ZM22 200L23 204H21L22 202L20 201ZM47 200H50V201H47ZM145 200H147L146 202H144ZM151 202H150V201ZM152 200H153V203H152ZM158 200V201H157ZM160 200V201H159ZM196 200V201H195ZM211 200V201H210ZM231 200V201H230ZM13 201V202H12ZM58 201V202H57ZM186 201V202H185ZM222 201V202H221ZM235 203H234V202ZM238 201V203H237ZM3 202V203H2ZM27 202V203H26ZM61 202V203H60ZM106 202V200H105ZM110 202V201H109ZM147 202L149 203V205L147 204ZM156 202V203H155ZM160 202V203H158ZM190 202V203H188ZM5 203V204H4ZM60 203V204H59ZM145 203V204H143ZM158 203V204H157ZM164 203V206L165 208L163 207V204ZM194 203V204H193ZM205 203V204H204ZM230 203V205H229ZM237 203V204H236ZM26 204V205H25ZM29 204V205H28ZM51 204V205H50ZM106 204H109L106 202ZM143 204V205H142ZM193 204V205H192ZM201 204V205H200ZM204 204V205H203ZM224 205L222 208H220L221 206L219 205ZM233 204V205H232ZM6 205V206H4ZM23 205V207H22ZM103 205V204H102ZM123 205H127V204H123ZM160 207H159V206ZM167 205V206H166ZM189 207H187V206ZM206 205V206H205ZM228 205V206H227ZM237 205V206H236ZM53 206V207H52ZM117 206H120L119 204ZM144 206V207H143ZM148 206V208H147ZM163 208H162V207ZM192 206V208H191ZM203 206V207H202ZM214 206V207H213ZM4 207V208H3ZM25 207H27L25 209ZM60 207V208H59ZM105 207V205H104ZM111 207V206H110ZM109 205H106V208H110ZM127 207H129L127 205ZM151 207V208H150ZM156 207V208H154ZM216 207V208H215ZM218 207V208H217ZM23 208V209H22ZM118 209L121 208L120 207H116ZM182 208V210H181ZM229 208V209H227ZM20 209V210H19ZM127 211H126V210ZM161 209V210H160ZM166 211H164V210ZM189 209V210H188ZM191 209V210H190ZM19 210V211H18ZM24 210V211H23ZM30 210V211H29ZM48 210V211H47ZM139 210V211H138ZM170 210V211H169ZM186 210V211H185ZM221 210H223L221 212ZM55 211V212H54ZM63 211V212H62ZM126 211V212H125ZM130 213H129V212ZM57 212V213H56ZM61 212V213H60ZM67 214H66V213ZM141 212V213H140ZM170 212V213H169ZM30 213V215H29ZM41 213V214H39ZM43 213V214H42ZM48 213V214H47ZM52 213V214H51ZM68 215L69 213V217H75V219H71L68 217V220L71 221L70 222V229L69 227L66 225L69 223H66V219H67V216L65 215ZM72 213V214H71ZM138 213V214H137ZM144 213V214H142ZM166 217H165V215ZM167 213V214H166ZM176 213V212H175ZM176 213V214H177ZM25 214V215H24ZM61 214V215H60ZM77 214V215H76ZM142 214V215H141ZM194 217H193V215ZM15 215V216H14ZM36 215V216H35ZM56 215V216H55ZM144 215V216H143ZM28 216V217H27ZM38 216V217H37ZM49 216V217H48ZM78 216V217H77ZM141 216V218L139 217ZM30 217V218H29ZM41 217V218H40ZM46 217V218H45ZM66 217V218H65ZM77 217V218H76ZM143 217V218H142ZM215 219H213V218ZM219 217V218H218ZM253 217V218H251ZM9 218V219H8ZM43 218V219H42ZM65 218V219H64ZM79 218V219H78ZM135 218V219H136ZM170 220H168V219ZM187 218V219H188ZM201 218V219H200ZM218 218V219H217ZM25 221H24V220ZM31 219V220H30ZM53 219V220H52ZM58 219V220H57ZM136 219V220H137ZM142 219V221H141ZM211 219V220H209ZM27 220H29L27 222ZM65 220V221H64ZM206 220V221H205ZM250 220V222H249ZM48 221V222H47ZM52 221V222H51ZM57 221V222H56ZM63 221V222H62ZM205 221V222H204ZM19 222H20V225H19ZM26 222V223H25ZM34 222V223H33ZM60 224H59V223ZM205 225H204V223ZM212 222V223H211ZM8 223V224H7ZM12 223V224H11ZM64 223V224H63ZM66 223V224H65ZM139 223V222H138ZM176 223V224H174ZM211 223V224H209ZM215 223V224H214ZM53 226H52V225ZM173 224V225H172ZM207 224V225H206ZM19 225V226H18ZM59 225V226H58ZM61 225V226H60ZM170 225V226H169ZM174 225H177L176 227ZM213 225V226H212ZM237 225V226H236ZM66 228H65V227ZM205 226V227H204ZM6 227V228H5ZM26 227V228H25ZM68 227V228H67ZM168 229H167V228ZM173 227V228H172ZM235 227V228H234ZM19 228V230H18ZM21 228V229H20ZM65 228V229H64ZM166 228V229H165ZM203 228V229H202ZM208 228V230H207ZM61 229V230H60ZM142 229V228H141ZM177 229V228H176ZM31 230V232H30ZM56 230V231H55ZM70 230V231H68ZM232 230V231H231ZM209 231V232H208ZM230 231V232H229ZM237 231V232H238ZM13 232V233H12ZM36 234H35V233ZM69 232V233H68ZM162 232V236L160 235ZM207 232V233H206ZM31 233V234H30ZM64 235H63V234ZM160 233V234H159ZM5 235V233H3ZM10 234V235H9ZM15 234V235H14ZM17 234V235H16ZM21 234V235H20ZM40 237H38V235ZM43 234V235H42ZM36 235V236H35ZM57 235V237L55 236ZM161 237H160V236ZM228 235V234H227ZM6 236V235H5ZM6 236V237H7ZM29 236V237H27ZM156 236H159L158 238ZM7 237V238H8ZM13 237V238H12ZM37 237L38 238V242H37V239L35 238ZM33 240H32V239ZM44 238V239H43ZM63 238V239H65ZM43 239V240H42ZM25 240V241H24ZM42 240V241H41ZM28 241V242H27ZM44 241V242H43ZM153 241V240H152ZM159 241V240H158ZM54 242V243H53ZM17 243V244H16ZM31 243V244H30ZM25 245V246H24ZM35 245V246H34ZM40 245V246H39ZM43 245V246H42ZM33 246V247H32ZM54 246V247H53ZM72 246V244H71ZM45 247V248H44ZM73 247V246H72ZM51 248V249H50ZM56 248V249H55ZM30 249V250H29ZM36 249V250H35ZM40 249V250H38ZM60 249V250H59ZM57 250V251H56ZM59 250V251H58ZM34 252V253H33ZM43 252V254H42ZM53 252V253H52ZM39 253V254H38ZM51 253V254H50ZM61 253V254H59ZM38 254V255H37ZM42 254V255H41ZM53 254V255H52ZM29 255V256H28ZM37 255V256H36ZM47 255V256H46ZM59 255V258L57 257ZM31 256V257H30ZM57 259H60L61 257V261L60 260H56V257ZM263 256V255H261ZM34 257V258H33ZM38 257V258H37ZM52 259H51V258ZM55 257V258H54ZM45 258V259H44ZM47 258V259H46ZM50 258V259H48ZM32 259V260H31ZM256 259V258H255ZM253 259V263H257V262H261L262 260L264 261V259H261V261H257ZM47 260V261H46ZM50 260V261H49ZM31 261V262H30ZM36 261V262H35ZM28 262V263H27ZM58 264V263H57Z\"/></svg>",
	"mask_w": 264,
	"mask_h": 264
},
{
	"label": "bare ground",
	"instance_id": "6f19581e",
	"mask_svg": "<svg viewBox=\"0 0 264 264\" xmlns=\"http://www.w3.org/2000/svg\"><path fill=\"white\" fill-rule=\"evenodd\" d=\"M8 1V0H7ZM10 1V0H9ZM8 1V2H9ZM13 1V0H12ZM21 1V0H20ZM53 1V0H52ZM58 1H60V0H58ZM100 1V0H99ZM103 1V0H102ZM115 1V0H114ZM125 1V0H124ZM127 1V0H126ZM125 1V2H126ZM130 1V0H129ZM138 1V0H137ZM140 1V0H139ZM208 1V0H207ZM245 1H247V0H245ZM254 1V0H253ZM2 2V1H1ZM4 2H5V0H4ZM3 2V3H4ZM11 2V1H10ZM15 4H16V2H15V0L13 1ZM12 2V3H13ZM54 2V1H53ZM65 2V1H64ZM64 2H62V3H64ZM118 2V1H117ZM119 2H121V1H119ZM124 2V3H125ZM158 2H161V1H158ZM2 3V4H3ZM22 3H23V1H22ZM46 3V2H45ZM110 3V2H109ZM114 3V2H113ZM116 3V2H115ZM132 3V2H131ZM157 3V2H156ZM8 4H11V3H8ZM18 4V3H17ZM16 4V5H17ZM54 4H56V3H54ZM83 4V3H82ZM85 4V3H84ZM99 4H100V2H99ZM119 4H121V3H119ZM159 4V3H158ZM161 4H163V3H161ZM260 4V3H259ZM4 5V4H3ZM13 5V4H12ZM24 5V4H23ZM63 5V4H62ZM71 5V4H70ZM90 5H92V4H90ZM89 5V6H90ZM104 5V4H103ZM107 4L105 3V6H106ZM143 5V4H142ZM152 5V4H151ZM165 5V4H164ZM13 6H15V5H13ZM13 6H11V7H13ZM25 6V5H24ZM38 6V5H37ZM36 6V7H37ZM63 6H65V5H63ZM82 6V5H81ZM100 6V5H99ZM132 6H133V4H132ZM4 7V6H3ZM10 7V8H11ZM17 7H19V6H17ZM59 7V6H58ZM93 7V6H92ZM91 7V8H92ZM102 8L101 9H103V6H101ZM112 7V6H111ZM125 7H126V5H125ZM130 7V6H129ZM147 7V6H146ZM262 7V6H261ZM63 8V7H62ZM61 8V9H62ZM71 8V7H70ZM83 8V7H82ZM118 8V7H117ZM13 9V8H12ZM18 9V8H17ZM54 9V8H53ZM73 9V8H72ZM90 9V8H89ZM97 9H100V7L98 8V7H96V10ZM100 9V10H101ZM124 9V8H123ZM127 9V8H126ZM142 9V8H141ZM199 9V8H198ZM45 10H46V8H45ZM86 10V9H85ZM93 10H95V9H93ZM93 10H90V13L89 14H87L86 13V11H85V13L89 16L90 14H91V11H93ZM103 10H105V9H103ZM108 10V9H107ZM157 10V9H156ZM242 10V9H241ZM28 11V10H27ZM77 11H80V10H77ZM110 11V10H109ZM120 11V10H119ZM145 11V10H144ZM151 11V10H150ZM160 11V10H159ZM230 11H231V9H230ZM43 12V11H42ZM45 12V11H44ZM97 12H99V11H97ZM116 12H118V11H116ZM122 12V11H121ZM128 12V11H127ZM136 12V11H135ZM142 12V11H141ZM140 12V13H141ZM228 12V11H227ZM3 13V12H2ZM13 13V12H12ZM24 13V12H23ZM73 13V12H72ZM94 13V12H93ZM103 13V12H102ZM102 13H101V15H102ZM108 13V12H107ZM146 13V12H145ZM199 13V12H198ZM22 14V13H21ZM47 14H48V12H47ZM82 14V13H81ZM99 14V13H98ZM104 14H105V11H104ZM114 14V13H113ZM159 14V13H158ZM15 15V14H14ZM60 15V14H59ZM67 15V14H66ZM66 15H65V18H66ZM78 15V14H77ZM83 15V14H82ZM86 15V16H87ZM93 15V14H92ZM96 15V14H95ZM94 15V17H96ZM110 15V14H109ZM67 16H69V14L67 15ZM79 16V15H78ZM85 16V15H84ZM135 16V15H134ZM138 16V15H137ZM143 16V15H142ZM150 16V15H149ZM248 16H249V14H248ZM9 17V16H8ZM15 17V16H14ZM20 17V16H19ZM72 17V16H71ZM98 17V16H97ZM97 17H96V19H97ZM108 17V16H107ZM127 17V16H126ZM141 17V16H140ZM151 17V16H150ZM238 17V16H237ZM262 17V16H261ZM63 18H64V16H63ZM64 18V19H65ZM69 18V17H68ZM67 18V19H68ZM82 18H84V17H82ZM81 18V19H82ZM89 18H90V16H89ZM123 18V17H122ZM142 18V17H141ZM222 18V17H221ZM11 19V18H10ZM23 19V18H22ZM25 19V18H24ZM45 19H47V18H45ZM56 19H58L57 17H56ZM55 19V20H56ZM64 19H62V20H64ZM86 19V18H85ZM91 19V18H90ZM95 19V20H96ZM103 19V18H102ZM101 19V21L103 22V20ZM126 19V18H125ZM138 19V18H137ZM147 19V18H146ZM218 19V18H217ZM235 19V18H234ZM53 20H54V18H53ZM69 20V19H68ZM71 20V19H70ZM78 20V19H77ZM76 20V21H77ZM88 20V19H87ZM94 20V19H93ZM98 20V19H97ZM108 20V19H107ZM110 20V19H109ZM119 20V19H118ZM210 20V19H209ZM219 20V19H218ZM236 20V19H235ZM264 20V19H263ZM23 21V20H22ZM58 21V20H57ZM61 21V20H60ZM65 21V20H64ZM63 21V22H64ZM67 21V20H66ZM72 21V20H71ZM81 21V20H80ZM90 22H91V20H89ZM114 21V20H113ZM136 21V20H135ZM24 22V21H23ZM26 22V21H25ZM29 22H31V21H29ZM29 22H27L28 24H29ZM35 22V21H34ZM39 22H42V21H39ZM38 22V23H39ZM45 22V21H44ZM51 22V21H50ZM62 22V21H61ZM85 22H86V20H85ZM93 22V21H92ZM98 22H99V20H98ZM97 22V23H98ZM106 22V21H105ZM108 22V21H107ZM106 22V23H107ZM130 22H131V20H130ZM257 22V21H256ZM22 23V22H21ZM57 23H59V22H57ZM67 23V22H66ZM70 23V22H69ZM76 23V22H75ZM78 23V22H77ZM87 23V22H86ZM115 23V22H114ZM123 23V22H122ZM125 23V22H124ZM218 23V22H217ZM260 23V22H259ZM28 24H27V26H28ZM31 24H33V23H31ZM40 24V23H39ZM79 24H81V23H79ZM88 24H89V22H88ZM96 24V23H95ZM109 24V23H108ZM118 24V23H117ZM212 24V23H211ZM232 24V23H231ZM250 24V23H249ZM256 24V23H255ZM41 25H42V23H41ZM55 25H56V23H55ZM54 25V26H55ZM59 25V24H58ZM64 25V24H63ZM63 25H61V26H63ZM71 25H73V24H71ZM76 25V24H75ZM99 25V24H98ZM110 25V24H109ZM123 25V24H122ZM129 25V24H128ZM137 25V24H136ZM226 25V24H225ZM8 26V25H7ZM17 26V25H16ZM46 26V25H45ZM85 26V25H84ZM35 27V26H34ZM37 27V26H36ZM44 27V26H43ZM67 27V26H66ZM73 27V29H74V26H72ZM80 27V26H79ZM94 27V26H93ZM106 27V26H105ZM118 27H120V26H118ZM122 27V26H121ZM125 27V26H124ZM132 27V26H131ZM139 27H141V26H139ZM224 27V26H223ZM225 27H227V26H225ZM259 27V26H258ZM263 27V26H262ZM28 28V27H27ZM32 28V27H31ZM51 28V27H50ZM57 28H58V26H57ZM69 28V27H68ZM97 28V27H96ZM96 28H94V29H96ZM102 28V27H101ZM130 28V27H129ZM137 28H138V25H137ZM241 28H244V27H241ZM30 29V28H29ZM35 30H36V28H34ZM38 29V28H37ZM40 29H42L41 27H40ZM54 29V28H53ZM69 29H72V28H69ZM69 29H66V32H67V30H69ZM73 29L71 30V31H73ZM77 29V28H76ZM88 29H89V27H88ZM98 29V28H97ZM103 29V28H102ZM121 29V28H120ZM126 29V28H125ZM132 29H133V27H132ZM131 29V30H132ZM142 29V28H141ZM227 29V28H226ZM15 30V29H14ZM33 30V29H32ZM44 30H45V27H44ZM47 30H49V29H47ZM46 30V31H47ZM57 30V29H56ZM61 30V29H60ZM78 30H80V29H77L76 30V32H75V29H74V32H67L68 34H69V36L67 37L65 34H66V32H64V35L66 36V38L62 35L63 33V30H62V32L61 31H59L60 32V34H61V37H63V38H61L62 40H57L56 39V41H54L55 39H53V41H50L51 40V36H50V39L49 38H47V35H45V37H43L44 38V40L43 41H41V42H39L40 43V45H41V43L43 42V44H42V46H41V50H39L40 51V53H39V51L37 52V53H39L40 54V57L42 58V60L45 62V64L47 63L49 66H50V68H55L56 69V73H53V74H55V75H52V73H51V71L49 70V66H47L48 67V69H47V71H50V74L51 75H48L49 77H51L50 79V81H59V82H57V83H59L60 85H61V83L60 82H66V83H68V81L70 82V79H73V78H77V77H79L80 79H83V78H86L85 77V75H84V73L86 72H88L89 73V71L91 72V70H95V69H99L100 70V68L102 69V67H104V70H106V69H109V64H110V60L113 62V60H116V59H114L113 57H116V55H114V53H117V52H114L113 53V57L111 56V54L112 53H110V55L108 56L107 55V53L110 51H108L106 54H105V50H104V47H101V48H99V47H97V50L98 51H96V53H93V54H91V52L90 53H88L89 54V56H87V54L85 55L84 53V55H85V57L86 58H84L83 56V60H80L79 62H77L76 60V62L74 61L73 63H71V62H69L70 61V59L72 58V56H73V53H75L76 51H78V49H77V47H78V43L80 42L79 40H81L82 39V37L85 35V33H87V32H81V31H79L78 32ZM82 30V29H81ZM106 31H107V29H105ZM104 30V31H105ZM34 31V30H33ZM42 31V30H41ZM40 31V32H41ZM55 31V30H54ZM87 31V30H86ZM90 31H92V29H91V26H90ZM89 31V33H91ZM103 31V30H102ZM105 31V32H106ZM112 31V30H111ZM125 31V30H124ZM132 31H134V30H132ZM132 31L130 32V34H132ZM32 32V31H31ZM36 32V31H35ZM49 32V31H48ZM52 32H53V30H52ZM95 32V31H94ZM145 32V31H144ZM262 32V31H261ZM6 33V32H5ZM12 33V32H11ZM44 33V32H43ZM108 33H109V31H108ZM139 33V32H138ZM260 33V32H259ZM32 34V33H31ZM37 34V33H36ZM42 33H40V35H41ZM45 34H48V33H45ZM50 34V33H49ZM52 34V33H51ZM67 34V35H68ZM88 34V33H87ZM86 34V35H87ZM96 34H97V31H96ZM95 34V35H96ZM103 34V33H102ZM110 34H112V33H110ZM134 34V33H133ZM137 34V33H136ZM147 34V33H146ZM10 35H12L13 36V34H10ZM9 35V36H10ZM44 35V34H43ZM42 35V36H43ZM55 35V34H54ZM85 35V36H86ZM92 35L94 36V34L92 33ZM101 35V34H100ZM105 35V34H104ZM104 35H102V36H104ZM107 35V34H106ZM140 35V34H139ZM141 35H143V34H141ZM140 35V36H141ZM149 35V34H148ZM11 36V37H12ZM25 36V35H24ZM56 36V35H55ZM84 36V37H85ZM88 36H90L89 34H88ZM98 36V35H97ZM124 36V35H123ZM131 36V35H130ZM144 36V35H143ZM255 36V35H254ZM14 37V36H13ZM48 37H49V35H48ZM109 37V36H108ZM111 37V36H110ZM129 37V36H128ZM127 37V38H128ZM136 37V36H135ZM5 38H7V37H5ZM15 38V37H14ZM87 38V37H86ZM91 38V37H90ZM103 38V37H102ZM101 38V39H102ZM118 38V37H117ZM132 38V37H131ZM147 38V37H146ZM145 38V39H146ZM4 39V38H3ZM17 39V38H16ZM95 38H93V40H94ZM98 39H100V38H98ZM140 39V38H139ZM7 40V39H6ZM15 40V39H14ZM30 40H32V39H30ZM30 40H28V41H30ZM35 40V39H34ZM108 40H109V38H108ZM124 40V39H123ZM134 40V39H133ZM141 40V39H140ZM140 40H138V42L140 41ZM251 40V39H250ZM4 41V40H3ZM3 41H1V42H3ZM83 41H84V39H83ZM85 41H86V39H85ZM137 41V40H136ZM141 41H143V40H141ZM5 42V41H4ZM11 42H13V43H15L13 40L11 41ZM27 42V41H26ZM36 42H37V39H36ZM36 42H34V43H36ZM82 42V41H81ZM129 42V41H128ZM138 42H136V43H138ZM147 42V41H146ZM242 42H243V40H242ZM6 43H7V41H6ZM28 43H30V42H28ZM27 43V44H28ZM33 43V42H32ZM92 43V42H91ZM98 43V42H97ZM103 43H104V41H103ZM129 43H132V42H129ZM134 43V42H133ZM132 43V44H133ZM1 44V43H0ZM12 44V43H11ZM10 44V45H11ZM18 44V43H17ZM83 44H84V42H83ZM101 44V43H100ZM99 44V45H100ZM107 44H108V42H107ZM111 44V43H110ZM142 44V43H141ZM260 44H262V43H260ZM39 45V46H40ZM82 45V44H81ZM87 45V44H86ZM106 45V44H105ZM112 45V44H111ZM123 45V44H122ZM14 46V45H13ZM23 46H24V44H23ZM107 46V45H106ZM124 46V45H123ZM133 46V45H132ZM132 46H130V48L132 47ZM7 47V46H6ZM15 47H17V46H15ZM18 47H19V45H18ZM17 47V48H18ZM27 46H25V48H26ZM36 47V46H35ZM95 47V46H94ZM140 47V46H139ZM34 48V47H33ZM32 48V50H34ZM38 48V47H37ZM83 48V47H82ZM89 48V47H88ZM88 48H86V49H88ZM92 48V47H91ZM90 48V49H91ZM99 48V49H98ZM129 48V47H128ZM137 48V47H136ZM146 48V47H145ZM256 48V47H255ZM5 49V48H4ZM8 49H9V47H8ZM30 49V48H29ZM39 49V48H38ZM85 49V48H84ZM85 49V50H86ZM132 49V48H131ZM139 49V48H138ZM92 50V49H91ZM94 50V49H93ZM108 50V49H107ZM20 51V50H19ZM22 51V50H21ZM24 51H25V49H24ZM82 51V50H81ZM103 51H105V52H103ZM125 51H126V49H125ZM124 51V52H125ZM135 51V50H134ZM136 51H137V49H136ZM3 52V55H2V57L1 58H3V56L5 55V54H8V52L7 51H2ZM2 52H0V54L2 53ZM17 52V51H16ZM26 52V51H25ZM11 53H12V51H11ZM21 54L23 53V52H20ZM104 53V54H103ZM126 53H127V51H126ZM142 53H143V51H142ZM19 54V53H18ZM27 54V53H26ZM26 54H25V56H26ZM38 54V55H39ZM137 54V53H136ZM15 55V54H14ZM23 55V56H22ZM17 60V63H16V65L15 66H11L12 64H15V63H12L11 62V60H9V56L7 55V57H4L3 59L5 60V58H7L6 60L9 62H7L6 60V62L8 63V65H10L12 68L14 67V70L16 71V73L15 72H13L14 73V75L12 74V73H9L10 72V70L11 71H14V70H12V69H8L9 70V72H8V70H7V72H6V74H5V72L4 73H2L1 75H2V77L4 78L5 76H6V78H5V82H8V87H6V89L7 88H9V90L7 91V90H5V88H3V90H5L4 92V95L8 92H11L12 93V95L14 94H16V93H22V95H23V93H26V95H24L23 97L24 98H28V97H25V96H27V93H28V95L32 92V90H31V88H30V86L29 85H31L32 83L33 84H35L34 82V79H33V81H32V83L30 84H28L27 83V80L29 79V77H31V76H33V77H35L36 79V81L38 82V80H40L39 78H41V76H39L38 74V77L39 78H37V76H36V74H32V72H33V69H35V71H36V69L39 67V66H37L36 67V61L34 60V58L33 59H31V61H30V59L28 60V59H26L25 58V56H24V53L22 54ZM104 55V56H103ZM121 55V54H120ZM128 55V54H127ZM29 56V55H28ZM31 56V55H30ZM34 56V55H33ZM36 56V55H35ZM112 58H111V57ZM126 56V55H125ZM143 56V55H142ZM12 57V56H11ZM39 57V56H38ZM120 57H122V56H120ZM119 57V58H120ZM131 57V56H130ZM148 57V56H147ZM253 57V56H252ZM0 58V59H1ZM37 58V57H36ZM35 58V59H36ZM73 58H74V56H73ZM12 59V58H11ZM38 59V58H37ZM75 59H76V57H75ZM126 59V58H125ZM139 59H142L141 57L139 58ZM139 59H138V61H139ZM153 59V58H152ZM35 61V64L33 63L34 61ZM41 60V61H42ZM61 60V61H60ZM74 59H72L71 61H73ZM40 61V58H39V60H38V62ZM40 61V62H41ZM132 61V60H131ZM136 61H137V58H136ZM11 62V63H10ZM114 62H116V61H114ZM114 62L112 63V65L114 64ZM134 62V61H133ZM153 62V61H152ZM0 63H1V61H0ZM2 65H4L5 63H1ZM40 64V63H39ZM38 64V65H39ZM44 64V65H45ZM46 64V65H47ZM71 64H73V67H71L70 65ZM119 64V63H118ZM171 64V63H170ZM251 64V63H250ZM257 64V63H256ZM34 65V66H33ZM42 65V64H41ZM40 65V66H41ZM111 64H110V66H112ZM115 65V64H114ZM225 65V64H224ZM249 65V64H248ZM4 66H6V67H8L7 65H4ZM4 66H2L1 68L2 69H0L1 71H3V67ZM118 66V65H117ZM144 66H145V64H144ZM175 66V65H174ZM250 66V65H249ZM10 67V68H11ZM36 67V68H35ZM44 66L42 65V67H40V69H42ZM165 67V66H164ZM173 67V66H172ZM253 67V66H252ZM45 68H46V66H45ZM45 68L43 69L44 71L43 72H45ZM116 68V67H115ZM121 68V67H120ZM129 68H131V67H129ZM148 68V67H147ZM220 68V67H219ZM224 68V67H223ZM239 68V67H238ZM247 68V67H246ZM6 69V68H5ZM125 69V68H124ZM221 69V68H220ZM233 69V68H232ZM263 69V68H262ZM38 70H39V68H38ZM37 70V71H38ZM54 70V69H53ZM74 70H76V72L77 71H79L78 72V76H77V73L74 71ZM112 69H110V71H111ZM149 70V69H148ZM151 70H153V68H151ZM164 70V69H163ZM35 71L33 72V73H35ZM36 71V73H40V74H42L43 76L45 75V73H41V72H37ZM39 71H42V70H39ZM144 71V70H143ZM142 71V73H144ZM146 71V70H145ZM165 71V70H164ZM222 71H224V70H222ZM98 72V71H97ZM96 70H95V75H96ZM113 72V71H112ZM132 72V71H131ZM130 71H129V74H128V72H126V76H123V78L122 77H120L119 78V80H115V81H113V83L111 84L110 83V85L109 84H105L106 86H104L103 88H102V91L105 93L107 90H108V88H111V89H114V87L115 88H117L116 86V84L117 83H119V82H121V84H123V83H125L124 85H128L129 84V82L131 81V82H134L135 84L134 85H137V86H139L140 87V89H138V91L136 92L134 89V91H135V98L134 99H131V100H128L127 102H123L124 100H122L121 102H117V100H116V102H115V104H108V106H110V107H112V109H111V112L108 114V116L107 117H102V114H105V111H106V107H107V103H105L107 100H105V99H108L109 98V100H112L111 99V97L109 96H107L108 98H105V94L103 95L102 93H100L99 91V93L98 94H102V96L105 98V99H99L98 97V103H97V106H95L94 107V105H96V101H94L93 99L91 100V101H89L90 102V104L88 105V106H84V109L85 108H87V109H89V111L91 112L92 110H90L91 109V107L92 108H94L93 110H95L94 112L96 113V116L98 115V123L97 124H95V123H93V122H95V121H93L92 122V124L89 122V121H87V123L89 122V124H87L86 122H82L83 120L84 121H86L87 119H78V120H76V122H70L71 124H72V126H71V124L69 125L70 127L68 128V126L66 127L65 125H63V127L65 126L66 128L64 129V128H62V130H64L63 132H64V134L63 133H61L62 131L61 130H59L60 132L59 133H61V134H63V140L65 139L66 140V151H65V149H64V153H62L61 151V153L60 154H58L57 156H55L56 158H54L53 157V155H51L50 154V157L52 156V158H49V155L47 156V158L46 159H44V158H42V167H48V169L49 170H47L46 168L44 169V170H47L48 172L52 169L53 171H54V173L56 172V174L57 175H59V177L61 176L64 180H60L61 178H58L56 175V178H58L59 180H60V183H62L61 181H65V182H70V184H71V186H69V185H64V184H57V185H60V186H57L53 181H51L52 180V178H49V177H51L50 175H51V173L53 172H51L50 171V174L48 173V175L49 176H47L48 177V179H51V180H48L46 177L44 178V181H45V185L44 186H46V188L48 189V192L50 191L51 192V194H54L55 195V197L58 199V200H61L62 202H63V204L61 205L60 203V207L61 208H65L66 210H68L69 209V211L70 210H72V211H74V212H78V211H80V219L79 220H81V221H79V222H76V219H75V217H69L68 215L70 214H68V215H66L65 213V215L67 216V221H66V223H68V221L70 220H68V217L69 218H71V219H75V221L73 220H71L72 221V223H71V227H73L72 229L73 230H71L70 228V222L71 221H69V223L68 224H66L68 227H69V229L71 230V232L69 233V234H66L67 235V237L65 238V237H62L61 239L63 240L62 242H61V244L59 243V241H58V243L57 244H59L60 246L62 245V248H60V249H62V250H60L62 253H63V258H62V261L60 260V259H57V257L59 258V255L56 257V260H60L61 261V263H59V262H56L55 261V263L54 264H254L253 263V259H255V260H259V261H261V259H264V201H263V203L261 204V210H260V212L258 213V215L252 220V222L250 223V225L249 226H247V227H245L243 230H241V231H236V229H237V227H236V229H235V232L236 233H223V234H220L219 236H217L218 238H217V240L215 239V238H213V237H211L210 235H208V234H211V233H208V234H205V233H203V231H200V229H199V226H197L196 224H194L193 223V221L191 220H189V218L188 217H185V218H182L180 215H178V213H177V211L180 209V207H183V210L185 209V207L183 206V205H185L184 203H183V201L184 200H182V198H184V197H182L181 198V200H182V203H183V205H181L180 204V201L178 200L179 198H175V197H172V196H169V198H167L168 200L167 201H164V202H167L168 203V205H170L171 207H167L168 209L169 208H179V209H177L175 212L177 213H175L173 210H172V214L170 215L171 216V219L170 220H172L173 219V221L174 222H176L177 223V225H174L176 228H174V229H168L167 227V233L164 231V237L162 236L163 234H162V232H161V236H162V239L160 240L158 237L160 236H156L158 239H156L155 238V240H157V241H154V238L153 239H149V237H147V234H146V232H145V230H144V226L142 227V224L140 223V221H138V219L136 218V216H134L135 218L133 219V216H128V213H123L122 212V207L124 206V207H126V208H132L131 206H133V204H135V205H140V201H142L143 199H141V197H140V201H137V198L140 196V195H144L145 194V192L147 191V190H150V191H153V192H159L160 194H161V191H164L165 189H166V191L165 192H167L168 191V194H169V192H170V194L171 195H174V194H177V193H179L181 190H183V192L182 193H185L184 192V190L185 191H187V190H189V189H182L183 187H184V185H185V183H186V187H189V186H191V184L189 183L188 184V182H191V181H186V180H188V178H191L192 177V179H193V175H194V173H195V171L197 170L196 169V165H197V163H199V160H197V159H199L198 158V155L201 157V155L199 154L201 151H202V149H198L199 148V146H200V144L201 143H203V142H201V137L203 138H206V140L204 141L205 143H206V141H208L207 139L210 137V134L207 132V131H209V129H208V124H202L201 125V127L203 126L204 127V125L206 126V125H208L207 126V130H205L204 128H200V127H195L196 125H194V124H196V123H192L191 121L193 120V122L194 121H197V118H196V120L195 119H193V117L195 118V116H193L192 118L191 117H188L189 115H191V114H193L194 113V109H193V112L191 113V112H189L190 111V108L192 107L191 106V103L189 104V103H187V105H190V106H188L189 107V111H187V110H185V108L183 107H180V104H182V106H183V103L181 102H179L178 101V104H176V102L177 101H175V105L173 106L172 105V103H171V105H172V107L173 108H169L168 107V101H166L167 100V98H165V97H170V92H171V90L169 91V92H163V91H160L161 92V95H160V97H159V99L161 100V107H164L165 105L169 108H167L166 109V107L164 108V110L162 109H160L161 111V113L160 112H158V111H155L153 114H151L154 110V108L152 107V106H150V104L148 105L149 107H151V110H152V112H150V114H146L145 115V113H144V110H143V108H145V104H143L144 105V107L142 108L141 107V105L139 104V103H137L139 100H140V102H141V100L142 99H145V97H147L148 95H146V90H145V84H143V82L145 81L146 82V78L144 79V81H142V79L140 78L141 76H143L144 74H141V76H137L136 75V72L134 73V72H132L131 73ZM147 72V71H146ZM175 72V71H174ZM7 73H9L10 74V76L11 77H9L8 75H7ZM75 73H76V75H75ZM92 74H94L93 72H91ZM101 73H102V71H101ZM165 73V72H164ZM173 73V72H172ZM176 73V72H175ZM223 73V72H222ZM241 73H243V72H241ZM240 73V74H241ZM13 76H12V75ZM82 74V75H81ZM92 74H90V76L92 75ZM98 74V73H97ZM120 74V73H119ZM128 74V75H127ZM140 74V73H139ZM147 74H148V76H150L149 75V71L147 72ZM151 74V73H150ZM171 74V73H170ZM224 74V73H223ZM229 74V73H228ZM4 75V76H3ZM145 75H146V73H145ZM216 75V74H215ZM214 75V76H215ZM218 75V74H217ZM216 75V76H217ZM42 76V78H44V77H46L47 76V73H46V76H44L43 77ZM47 76V77H48ZM87 76V75H86ZM166 76V75H165ZM172 76V75H171ZM213 76V77H214ZM229 76H230V74H229ZM228 76V77H229ZM234 76V75H233ZM241 76V75H240ZM1 77V76H0ZM13 77V78H12ZM48 77V78H49ZM89 77V76H88ZM93 77V76H92ZM95 77V76H94ZM93 77V78H94ZM97 77V76H96ZM112 77V76H111ZM154 77V76H153ZM158 77V76H157ZM3 78H1V81H2V79ZM41 78V79H42ZM235 78V77H234ZM233 78V79H234ZM259 78V77H258ZM6 79H7V81H6ZM9 79V80H8ZM31 79V78H30ZM45 79V78H44ZM79 79V80H80ZM87 79V78H86ZM105 79V78H104ZM108 79V78H107ZM112 79V78H111ZM169 79V78H168ZM213 79V78H212ZM215 79V78H214ZM213 79V80H214ZM221 79V78H220ZM232 79V80H233ZM260 79V78H259ZM11 80V81H10ZM43 80V79H42ZM74 80H76V79H74ZM97 80V79H96ZM99 80H100V78H99ZM172 80V79H171ZM226 80V79H225ZM231 80V81H232ZM235 80V79H234ZM233 80V81H234ZM244 80V79H243ZM46 81V80H45ZM48 81V80H47ZM72 81V80H71ZM77 82H78V80H76ZM84 81V80H83ZM90 81H91V78H90ZM107 81V80H106ZM109 81L111 82V80L109 79ZM149 81V80H148ZM161 81V80H160ZM169 81V80H168ZM206 81H207V79H206ZM215 81V80H214ZM222 81V80H221ZM237 81V80H236ZM242 81V80H241ZM4 82V83H5ZM31 82V81H30ZM36 82V83H37ZM40 82V81H39ZM49 82V81H48ZM48 82L46 83V84H48ZM72 82H74V81H72ZM76 82V83H77ZM94 82V81H93ZM102 82H104L103 80H102ZM114 82H115V84H114ZM127 82H128V84H127ZM130 82V83H131ZM144 82V83H145ZM155 82V81H154ZM212 82V81H211ZM228 82V81H227ZM256 82V81H255ZM260 82V81H259ZM258 82V83H259ZM263 82V81H262ZM1 83V82H0ZM3 83V84H4ZM66 83H64L65 85H66ZM79 83H81V82H79ZM107 83V82H106ZM156 83V82H155ZM163 83H164V81H163ZM162 83V84H163ZM178 83V82H177ZM185 83V82H184ZM216 83V82H215ZM224 83V82H223ZM229 83V82H228ZM247 83V82H246ZM39 84V88H41V82L40 83H38ZM37 84V85H38ZM44 83H42V85H43ZM45 84V85H46ZM51 84V83H50ZM90 84V83H89ZM133 84V83H132ZM131 84V85H132ZM147 84H148V82H147ZM161 84V85H162ZM168 84V83H167ZM175 84V83H174ZM186 84V83H185ZM200 84V83H199ZM230 84H231V82H230ZM242 84V83H241ZM244 84V83H243ZM260 84V83H259ZM7 85V84H6ZM44 85V86H45ZM53 85V84H52ZM56 84L54 83V86H55ZM67 85H70L69 87H72L71 86V83L70 84H67ZM83 85V84H82ZM81 85V87H83ZM92 85V84H91ZM90 85V86H91ZM103 85V84H102ZM130 85V84H129ZM179 85H180V83H179ZM231 85H235V83L234 84H231ZM240 85V84H239ZM261 85V84H260ZM1 86H2V84H1ZM11 86V87H10ZM31 86H33V85H31ZM36 86V85H35ZM57 86V85H56ZM59 86V85H58ZM62 86H63V84H62ZM75 86V85H74ZM80 86V85H79ZM78 86V87H79ZM93 86V85H92ZM119 86V85H118ZM121 86V85H120ZM133 86V85H132ZM132 86H131V88H132ZM156 86V85H155ZM163 87H164V85H162ZM171 86V85H170ZM186 86V85H185ZM184 86V87H185ZM216 86H217V84H216ZM219 86V85H218ZM221 86V85H220ZM224 86V85H223ZM229 86V85H228ZM238 86V85H237ZM47 87V86H46ZM50 87V86H49ZM60 87V86H59ZM59 87H58V89H59ZM68 87V88H69ZM93 87H95V86H93ZM100 87V86H99ZM128 87V86H127ZM169 87V86H168ZM172 87V86H171ZM178 87V86H177ZM239 87V86H238ZM264 87V86H263ZM1 88V89H2ZM34 88V87H33ZM39 88H34L33 90H35V89H38V91H39ZM43 88V87H42ZM40 89V91L42 92H44V91H46L47 92V90H49V92L51 93L52 92V90H54V89H52V90H50V88L49 89H47L46 88V90H45V87H44V90L43 89ZM54 88V87H53ZM74 88V87H73ZM73 88H71V89H73ZM80 88V87H79ZM87 88V87H86ZM98 88V87H97ZM130 88V86H129V88L128 89H131ZM134 88H136L137 89V87H134ZM148 88V87H147ZM146 88V89H147ZM151 88V87H150ZM159 88H160V86H159ZM227 88V87H226ZM236 88V87H235ZM234 87L232 88V89H235ZM254 88V87H253ZM1 89H0V91H1ZM61 90H62V87L60 88ZM65 89V88H64ZM67 89V88H66ZM65 89V90H66ZM91 89V88H90ZM99 89V88H98ZM161 89V88H160ZM166 89V88H165ZM213 89V88H212ZM244 89V88H243ZM251 89V88H250ZM77 90H79V89H77ZM80 90H82L81 88H80ZM94 90V89H93ZM100 90V89H99ZM118 90V89H117ZM123 90V89H122ZM150 90V89H149ZM161 90H163V89H161ZM178 90H179V88H178ZM186 90H188V89H186ZM201 90V89H200ZM223 90V89H222ZM225 90H227V89H225ZM225 90H223V91H221L220 90V92H224ZM240 90H241V88H240ZM238 91V90H230V92L232 93V91H233V95H234V93H235V95H239V99H241L240 98V94H242V90L241 91ZM246 90V89H245ZM245 90H244V92H245ZM252 90V89H251ZM58 91V90H57ZM56 91V92H57ZM60 91V90H59ZM74 91V90H73ZM87 91H89L88 89H87ZM151 91H153L152 89H151ZM159 91V90H158ZM219 92V90H217L216 89V92ZM229 91V90H228ZM235 91V92H234ZM259 91V90H258ZM2 92L3 91H1V93H0V95L2 94ZM35 92H36V90H35ZM42 92V94H44ZM62 92V91H61ZM66 92H69V91H66ZM72 92V91H71ZM75 92H77V91H75ZM74 92V93H75ZM80 92V91H79ZM83 92V91H82ZM81 92V93H82ZM91 92V91H90ZM94 92V91H93ZM117 92V91H116ZM115 92V93H116ZM148 92V91H147ZM157 92V91H156ZM160 92H159V94H160ZM182 92H184V90L182 89ZM188 92V91H187ZM217 92V93H218ZM219 92V93H220ZM241 92V93H240ZM244 92H243V94H244ZM255 92V91H254ZM11 93L9 94V95H11ZM32 93H34V91L32 92ZM32 93L30 94L31 95V97L33 96V95H35L36 93H34L33 95H32ZM65 93V92H64ZM63 93V94H64ZM83 93H85V92H83ZM120 93V92H119ZM175 93H177V92H175ZM192 93V92H191ZM191 93H189V94H191ZM194 93V92H193ZM195 93H196V91H195ZM225 93H227V92H224V94ZM260 93V92H259ZM39 94H41V93H39ZM38 94V95H39ZM48 94V93H47ZM47 94L45 93V95L47 96ZM52 94V93H51ZM53 94H55V93H53ZM56 94H58V93H56ZM67 94V93H66ZM70 94V93H69ZM72 94V93H71ZM76 94H78V93H76ZM89 94H91V93H89ZM97 94V95H98ZM111 94V93H110ZM114 94V93H113ZM147 94H149V92L147 93ZM153 94V93H152ZM178 94V93H177ZM182 94V93H181ZM187 94V93H186ZM188 94V95H189ZM216 94V93H215ZM224 94H222V95H224ZM228 94V93H227ZM3 95V94H2ZM8 95V94H7ZM19 95H21V94H19ZM29 95V96H30ZM88 95V94H87ZM124 95V94H123ZM154 95V94H153ZM153 95H152V97H153ZM175 95V94H174ZM195 95V94H194ZM197 95V94H196ZM203 95V94H202ZM218 95V94H217ZM230 95V94H229ZM255 95V94H254ZM259 95V94H258ZM17 96H18V94H17ZM42 97H44L43 95H41ZM51 96H55V95H50V98L53 100V98L51 97ZM62 96V95H61ZM69 96V95H68ZM79 96V95H78ZM94 96V95H93ZM96 96V95H95ZM101 96V97H102ZM117 96V95H116ZM127 96V95H126ZM125 96V97H126ZM131 96V95H130ZM129 96V97H130ZM171 96H173V95H171ZM177 96V95H176ZM175 96V97H176ZM179 96V95H178ZM225 96H227V95H225ZM249 96V95H248ZM2 97H4V96H2ZM2 97H0V100L2 101ZM6 97V96H5ZM4 97V99L6 100V98ZM13 97V96H12ZM16 97V96H15ZM31 97L29 98V99H31ZM34 97V96H33ZM32 97V98H33ZM36 97H37V95H36ZM42 97H40L39 96V100H40V98H42ZM48 97V96H47ZM56 97H58V96H56ZM72 97H73V94H72ZM74 97L76 98V95H74ZM81 97H83V96H81ZM129 97H127V98H129ZM156 97V96H155ZM180 97V96H179ZM187 97V96H186ZM213 97V96H212ZM215 97V96H214ZM219 97V99H220V95L218 96ZM224 97V96H223ZM222 96H221V98H223ZM231 96H229V98H230ZM242 97V96H241ZM255 97V96H254ZM7 98H9V96H7ZM46 98V97H45ZM49 98V97H48ZM64 97H61V99L59 98V99H57V100H54V101H51V99L50 100H48V101H50V102H46V105L45 106H43L42 104V106L44 107L43 108V110H41L40 108V110H41V112H42V115L40 116L41 118H40V122H39V124H38V122H36L37 124H38V126L39 125H41V126H43V125H46L47 124V126H48V124L49 123H51V124H49V126L48 127H51V132L53 131V136L52 135H50L51 136V138L53 137V139H54V141H56V140H58V137L59 138H61L62 139V137L61 136H59L58 135V133H57V127L59 128V127H61V126H57V124H55V121H58V119L60 118L59 116L61 115V113H63L65 110L67 111V107L69 106H67L66 107V105L68 104L67 102H68V100H66L65 98L63 99ZM67 98V97H66ZM78 98V97H77ZM87 98V97H86ZM89 98V97H88ZM90 98H91V96H90ZM188 98V97H187ZM191 98V97H190ZM234 98V97H233ZM236 98V97H235ZM244 98H245V96H244ZM261 98V97H260ZM25 99V100H26ZM29 99H27V100H29ZM35 99H37L38 100V98H35L34 97V99H32L33 101L35 100ZM72 99V98H71ZM79 99H81V98H79ZM83 99H85V98H83ZM83 99H81V100H83ZM116 99H117V97H116ZM118 99H119V97H118ZM135 99H137L138 101H136ZM173 99H175L174 98V96H173ZM173 99H171V97H170V100H173ZM181 99V98H180ZM199 99V98H198ZM212 99V98H211ZM247 99V98H246ZM250 99V98H249ZM5 100H3L4 102H5ZM9 100H11L10 98L8 99V101ZM14 100V99H13ZM17 100V97H16V99H15V101ZM18 100L19 101H16V102H13V103H10V104H5V103H0V104H4V105H0L1 107H0V111L2 112V113H4V114H7L8 113V115H9V112H13V113H16V111H19V109H23V107L22 108H20V106L23 104V101L21 100V99H19L18 98ZM45 100H47V99H45ZM90 100V99H89ZM145 100H147V101H149L147 98L145 99ZM169 100V99H168ZM207 100V99H206ZM213 100V99H212ZM216 100H217V98H216ZM236 100H237V98H236ZM258 100V99H257ZM7 101V100H6ZM41 101V100H40ZM44 101V100H43ZM76 101V100H75ZM79 101V100H78ZM120 101V100H119ZM143 101V100H142ZM146 101V106H147V104H148V102ZM158 101V100H157ZM181 101V100H180ZM197 101V100H196ZM199 101V100H198ZM201 101V100H200ZM200 101H199V103H200ZM208 101V100H207ZM223 103H224V106H225V103H226V101L225 100H221ZM234 101V100H233ZM27 102V101H26ZM29 102L30 103H32L30 100H29ZM27 103V105H26V107L27 106H32V105H28V104H30V103ZM39 102V101H38ZM38 102H36V103H38ZM83 102H85V101H83ZM151 102H153V104H154V101H151ZM167 102V104H165ZM172 102V101H171ZM186 102V101H185ZM244 102V101H243ZM255 102V101H254ZM22 103V104H21ZM34 103V102H33ZM36 103H35V105H36ZM42 103H44V102H42ZM70 103V102H69ZM72 103V102H71ZM86 103V102H85ZM84 103V104H85ZM88 103V102H87ZM87 103H86V105H87ZM158 103V102H157ZM206 103H208V102H206ZM205 103V104H206ZM214 103H217V101L215 102V100H214ZM228 103V102H227ZM226 103V105H228ZM263 104H264V102H262ZM261 103V104H262ZM39 104H40V102H39ZM79 104V103H78ZM80 104H81V101H80ZM218 104V103H217ZM239 104V103H238ZM242 104V103H241ZM253 104V103H252ZM254 104H256V103H254ZM73 105V104H72ZM112 105V106H111ZM142 105V106H143ZM164 105V106H163ZM171 105H169V106H171ZM186 105V103L184 104V106ZM214 105V104H213ZM212 105V106H213ZM234 105H236V104H234ZM243 105V104H242ZM249 105V104H248ZM24 107H25V105H23ZM38 106V105H37ZM154 106V105H153ZM194 106V105H193ZM202 106H203V104H202ZM216 106V105H215ZM215 106H213V108L215 107ZM218 106H220V105H217L216 107H218ZM252 106V105H251ZM262 105H260L259 106V109H261L263 112H264V105L261 107ZM25 107V108H26ZM33 107H34V104H33ZM39 107H41V106H39ZM71 107V106H70ZM78 107H80V106H78ZM83 106H81V108H82ZM109 107V108H110ZM158 107H159V105H158ZM188 107L186 108V109H188ZM208 107V106H207ZM220 107H222V105L220 106ZM227 107V111H229L228 109V106H226ZM226 107L224 108V109H226ZM231 107V106H230ZM244 107V106H243ZM248 107V106H247ZM246 107V108H247ZM255 107H256V105H255ZM261 107V108H260ZM25 108H24V111H25ZM69 108V107H68ZM153 108V109H152ZM160 108V107H159ZM193 108V107H192ZM192 108H191V110H192ZM203 108V107H202ZM212 108V109H213ZM258 108V107H257ZM31 109H32V107H31ZM35 109H38V107L36 108L35 107ZM74 109V108H73ZM73 109H72V111H73ZM149 109V108H148ZM166 109V110H165ZM200 109V108H199ZM205 109V108H204ZM215 109L217 110L218 108H214V112H213V114H215V115H217L216 113V111H215ZM26 110H28V113H29V109H26ZM39 110V111H40ZM79 110V109H78ZM110 110V109H109ZM151 110H148V111H151ZM156 110V109H155ZM196 110V109H195ZM220 110H221V112H222V108L221 109H218V111L220 112ZM231 110H232V108H231ZM237 110V109H236ZM248 110V109H247ZM254 110H255V108H254ZM254 110H253V112H254ZM21 111V110H20ZM20 111H19V113H20ZM34 111H36V110H34V108L32 109V113L34 112ZM38 111V110H37ZM38 111V112H39ZM65 111V113L66 114H68L67 112ZM81 111V110H80ZM83 111V110H82ZM82 111H81V113H82ZM88 111V110H87ZM86 111V109H85V111H83V115H84V112H87ZM88 111V112H89ZM198 111V110H197ZM196 111V112H197ZM202 109H201V113H202ZM211 111V110H210ZM213 111V110H212ZM226 110H224L223 112H225ZM226 111V113H228ZM244 111V110H243ZM25 112H27V111H25ZM68 112H70V108L68 109ZM93 112V111H92ZM93 112V115L95 114ZM157 112V113H156ZM188 112H189V115H187L188 114ZM195 112V113H196ZM206 112V111H205ZM204 112V113H205ZM207 112H208V110H207ZM216 112V113H215ZM222 112V115L224 114V116L223 117H227L225 114L226 113H223ZM261 112V111H260ZM262 112V113H263ZM1 113V114H2ZM11 114L10 113V116L11 115H14V114ZM22 113V112H21ZM78 113V112H77ZM76 113V114H77ZM108 113V112H107ZM106 113V114H107ZM191 113V114H190ZM203 113V114H204ZM209 113V112H208ZM237 113V112H236ZM242 113V112H241ZM244 113V112H243ZM249 113V112H248ZM261 113V114H262ZM30 114V113H29ZM35 114V113H34ZM60 114V115H59ZM64 114V113H63ZM65 114V115H66ZM74 114V113H73ZM91 114V113H90ZM212 114V115H213ZM255 114V113H254ZM8 115H7V118H8ZM16 115V114H15ZM27 115V114H26ZM32 116H33V114H31ZM30 115V116H31ZM36 115V114H35ZM40 115V114H39ZM64 115V116H65ZM80 115H82V114H80ZM80 115H79V117H80ZM193 115H195V114H193ZM209 115H211V114H209ZM221 115V114H220ZM1 116V115H0ZM6 116V115H5ZM4 116V120L3 119H1V117H0V121L1 120H3V121H5V117ZM17 116V115H16ZM71 116V115H70ZM78 116V115H77ZM95 116V115H94ZM105 116V115H104ZM207 116H208V114H207ZM231 116V115H230ZM234 116V115H233ZM3 117V116H2ZM19 117V116H18ZM59 117V118H58ZM82 117V116H81ZM93 117V116H92ZM91 117V118H92ZM197 117V116H196ZM199 117V116H198ZM202 117V116H201ZM200 117V118H201ZM209 117V116H208ZM218 117V116H217ZM222 117V118H223ZM239 117V116H238ZM241 117H242V115H241ZM255 117V116H254ZM257 117V116H256ZM263 117V116H262ZM39 118V117H38ZM58 118V119H57ZM64 118V117H63ZM96 118V117H95ZM199 118V119H200ZM230 118V117H229ZM28 119H30V118H28ZM57 119V120H56ZM62 119V118H61ZM75 119H76V117H75ZM212 119H214V117L212 118ZM221 119V118H220ZM220 119H219V121H220ZM225 119V118H224ZM224 119L222 120V121H224ZM264 119V118H263ZM8 121H9V119H7ZM10 120H13V119H10ZM16 120V119H15ZM15 120H13V121H15ZM18 120H20V119H18ZM23 120V118H21V121ZM27 120V118H25V120H24V123H25V121ZM31 120V119H30ZM37 120V117H36V119H35V121ZM63 120V119H62ZM90 120V119H89ZM97 120V119H96ZM200 120H202V119H200ZM199 120V122H201ZM215 120H216V117H215ZM214 120V121H215ZM226 120V122L224 121V123H227V119H225ZM243 120V119H242ZM256 120V119H255ZM254 120V121H255ZM8 121H6L5 123H8ZM32 121V120H31ZM64 121V120H63ZM91 121V120H90ZM204 121H205V119H204ZM222 121L220 122V123H222ZM238 121H240V120H238ZM237 121V118H236V123L240 126L241 124H239V122ZM257 121V120H256ZM262 121L263 120H261V124H262ZM17 122V121H16ZM15 122V123H16ZM26 122H28V120L26 121ZM33 122V121H32ZM61 122V121H60ZM210 122V121H209ZM216 122V121H215ZM229 122L230 121H228V124H229ZM235 122V121H234ZM234 122H232L233 124H234ZM242 122V121H241ZM250 122V121H249ZM264 122V121H263ZM29 123H30V121H29ZM56 123H59V122H56ZM63 123V122H62ZM68 123V122H67ZM202 123V122H201ZM204 123V122H203ZM217 123H218V120H217ZM224 123H222V124H224ZM243 123V122H242ZM252 123H254V122H252ZM9 124H10V122H9ZM22 125H23V123H21ZM36 124V125H37ZM91 124V125H90ZM93 124H95L96 126L94 127V125ZM200 124V123H199ZM211 124H212V122H211ZM210 124V125H211ZM215 124V123H214ZM219 124V123H218ZM237 124H235V126H237ZM259 124V123H258ZM257 124V125H258ZM5 125V124H4ZM3 125V126H4ZM19 125V124H18ZM30 125V124H29ZM93 125V127H91ZM227 125V124H226ZM226 125H224V126H226ZM245 125V123L243 124V126ZM234 126V125H233ZM239 126H237V127H239ZM242 126V127H243ZM247 126H248V124H247ZM252 126V125H251ZM1 127V126H0ZM7 127H9L8 125H7ZM6 127V128H7ZM16 127V126H15ZM19 127V126H18ZM22 127V126H21ZM44 127V126H43ZM212 127V126H211ZM215 127V126H214ZM220 127V126H219ZM218 127V128H219ZM221 127H223V126H221ZM220 127V129H224V128H226V129H228V127H223V128H221ZM241 127V126H240ZM249 127V126H248ZM2 129H3V127H1ZM25 127H22V129H20V130H18L17 131V133H16V136L14 137V140H13V138H12V140H13V142H11L12 144L11 145H16V146H18V147H16V149L17 148H20V147H22V146H19L20 145V142H18L21 138H25L26 136H28V131L29 130H27V131H25V129H24ZM39 128V127H38ZM206 128V127H205ZM210 128V127H209ZM217 128V127H216ZM215 128V129H216ZM234 128V130H236V129H238V128H236V127H233ZM252 128V127H251ZM262 128H264V125H263V127H261V129ZM15 129V128H14ZM16 129H18V128H16ZM35 129V128H34ZM40 129H42V128H40ZM60 129V128H59ZM212 129V128H211ZM220 129H219V131H220ZM226 129H224L223 130V132H226L225 130ZM245 129V128H244ZM243 129V130H244ZM8 130H10V129H8ZM44 130V129H43ZM46 130V129H45ZM206 132V134H208L209 135V137L208 136H204V135H206V134H204L203 136H202V134H203V132L204 131ZM222 130L220 131L221 133H222ZM232 131L231 130V128H229L227 131H228V133L230 132V131ZM264 130V129H263ZM262 130V131H263ZM13 131V130H12ZM41 131V130H40ZM39 131V132H40ZM216 131V130H215ZM236 131H238V130H236ZM2 132V131H1ZM7 132V131H6ZM13 132H15V131H13ZM36 132H38V130L36 131ZM42 132V131H41ZM45 133H46V131H44ZM204 132V133H205ZM210 132V131H209ZM213 132H214V129H213ZM217 132V131H216ZM242 132V131H241ZM240 132V133H241ZM254 132V131H253ZM252 132V133H253ZM261 132V131H260ZM9 133H11L12 134V132L10 131V132H8V134ZM33 134H34V132H32ZM57 133V134H56ZM232 133V132H231ZM237 133V132H236ZM239 133V132H238ZM237 133V134H238ZM239 133V134H240ZM3 134V133H2ZM6 134V133H5ZM14 134V133H13ZM12 134V135H13ZM30 134V133H29ZM36 134V133H35ZM51 134V133H50ZM60 134V135H61ZM212 134V133H211ZM224 134H227V132L226 133H222L221 135H222V140H223V137H226ZM254 134V133H253ZM256 134V133H255ZM48 135V134H47ZM219 135V137L218 138H221V136H220V134H218ZM232 135H234V133H232L230 136H232ZM244 135V134H243ZM9 136V135H8ZM64 136H65V138H64ZM216 136V135H215ZM234 136H237L238 137V135H234ZM249 136V135H248ZM13 137V136H12ZM45 137V136H44ZM214 137V136H213ZM217 137H216V139H217ZM228 137V136H227ZM237 137H236V139H237ZM243 137V136H242ZM256 137V136H255ZM33 138V137H32ZM203 138V139H204ZM231 138V137H230ZM8 139H9V137H8ZM27 139V138H26ZM26 139H24V141L26 140ZM226 139V138H225ZM223 140V142H222V144L220 143V148L219 149H217L216 147H214V149L216 148V150H213V151H216L215 153H214V155H213V153H212V155H213V157H212V155L210 156V157H208L210 154H207V156L205 155L206 154V151L205 150H203V153H201V154H203V156H204V158L202 159L203 160V162H201V167H206L205 165H206V163H204V161L206 160L205 159V156H206V158H208V160H210V159H212V160H210V165L209 166H211V168H212V171H218L219 169L220 170H222L223 169V167H221V166H224L223 165V163L228 159V158H230L231 160H232V156H234V152H236L235 150H236V148L237 147H235V145H234V143L236 144V142L238 141V139L236 140L235 138H233V140H229V138H227L226 140ZM232 139V138H231ZM235 139V140H234ZM248 139V138H247ZM251 139V138H250ZM249 139V140H250ZM7 140V139H6ZM11 140V141H12ZM22 140V139H21ZM20 140V141H21ZM28 140V139H27ZM210 140H211V138H210ZM221 140V139H220ZM219 140V141H220ZM221 140V141H222ZM242 140H243V138H242ZM255 140H256V138H255ZM254 140V141H255ZM9 141H10V139H9ZM23 141V140H22ZM60 141V140H59ZM200 141V142H199ZM216 141V140H215ZM218 141V142H219ZM241 141V140H240ZM239 141V142H240ZM31 142H33V141H31ZM43 142V141H42ZM210 142V141H209ZM213 142V141H212ZM243 142H245V141H243ZM252 142V141H251ZM260 143H259V145H257V147L258 148H264V132H261V134H260V141H259ZM6 143V141L3 143V144H5ZM23 143H25V142H22L21 144H23ZM39 143V142H38ZM198 143H200L199 144V146H198ZM208 143V142H207ZM238 143V142H237ZM246 143H248V142H246ZM254 143V142H253ZM53 144V143H52ZM58 144H60V143H58V142H54V144L52 145L53 146V149H54V153H56L57 152V150H59L58 148ZM209 144V143H208ZM213 145H214V143H212ZM211 144V145H212ZM240 145L242 144L241 142L239 143ZM0 145H2V144H0ZM8 145V144H7ZM31 145V144H30ZM29 145V146H30ZM42 145V144H41ZM202 145V144H201ZM212 145V146H213ZM232 145H234V147L232 146ZM240 145H238L237 144V146H240ZM23 146H24V144H23ZM50 146V145H49ZM59 146H61V144L59 145ZM206 146V145H205ZM208 147L210 146V144L209 145H207ZM209 147V149L208 150H211L210 148H212L213 149V147ZM5 147H6V145H5ZM4 147V148H5ZM10 147V146H9ZM207 147V148H208ZM217 147H219V145L217 146ZM233 147V148H232ZM254 147V146H253ZM2 148H3V146H2ZM3 148V149H4ZM25 148V147H24ZM24 148H22V149H24ZM47 148V147H46ZM50 148H52V147H50ZM203 148H204V146H203ZM1 149V148H0ZM6 149H8V148H6ZM21 149V148H20ZM20 149H19V151H20ZM21 149V150H22ZM52 149V150H53ZM63 149V148H62ZM206 149V148H205ZM256 149V148H255ZM2 150V149H1ZM10 150V149H9ZM199 150H201L200 152H199ZM257 150V149H256ZM24 151V150H23ZM49 151V150H48ZM205 151V152H204ZM212 151V150H211ZM210 151V152H211ZM258 151H260V150H258ZM262 151H263V149H262ZM25 152H26V149H25ZM1 153V152H0ZM13 153V152H12ZM15 153H16V150H15ZM53 153V154H54ZM59 153V152H58ZM205 153V154H204ZM208 153H209V151H208ZM254 153V152H253ZM63 154V155H62ZM29 155V154H28ZM252 155V154H251ZM256 155V154H255ZM24 156V155H23ZM26 156H27V154H26ZM25 156V157H26ZM11 157V156H10ZM212 157V158H211ZM246 157H248V156H246ZM5 158V157H4ZM17 159H18V157H16ZM39 158V157H38ZM257 158V159H256ZM255 159H256V164L254 165L255 167L254 168H256L259 172H260V175H261V177H263L264 178V154H259V156L258 157H256ZM11 159V158H10ZM21 160H23L22 158H20ZM205 159V160H204ZM230 159H228V160H230ZM250 159V158H249ZM8 160V159H7ZM20 160V161H21ZM27 160V159H26ZM200 160H201V158H200ZM230 160V161H231ZM13 161V160H12ZM16 162H17V160H15ZM18 161H19V159H18ZM34 161V160H33ZM15 162V163H16ZM29 162V161H28ZM36 162H38V160L37 161H35V163ZM41 162V161H40ZM39 162V164L38 163H36V164H38L39 165V168H41L40 167V163ZM206 162V161H205ZM208 162V161H207ZM12 163H14V162H12ZM15 163H14V165H15ZM21 163V162H20ZM23 163V162H22ZM34 163V162H33ZM251 163H255V162H253V160H252V162ZM2 164H5V163H2ZM1 164V165H2ZM227 161H226V166H224V171L226 172L227 170H225V167H227ZM11 165V164H10ZM25 165V164H24ZM24 165L22 164V166H23V168L25 169V167H24ZM33 165H35V164H33ZM32 165V166H33ZM199 165V164H198ZM197 165V166H198ZM203 165V166H202ZM9 166V165H8ZM19 166V165H18ZM17 166V164H16V167H18ZM20 166H21V164H20ZM25 166H27V165H25ZM36 166V165H35ZM208 166V165H207ZM15 167V166H14ZM28 167H31V166H28ZM38 167V166H37ZM36 167V168H37ZM13 168V167H12ZM20 168V167H19ZM19 168H17V170H20ZM35 168V167H34ZM38 168V169H39ZM198 168V167H197ZM199 168H200V165H199ZM209 168V167H208ZM207 167L206 168H204V170L205 169H208ZM30 169V168H29ZM196 169V170H195ZM21 170H22V167H21ZM20 170V171H21ZM37 170V169H36ZM35 170V171H36ZM42 170H43V168H42ZM44 170L41 172V171H38V173H41V174H45V172H44ZM204 170H202V174H203V172H204ZM219 170V171H220ZM255 170V169H254ZM12 171H13V169H12ZM23 171V170H22ZM207 171V170H206ZM206 171H205V175L206 174H210L209 172H211V170L209 171H207V173H206ZM14 172V171H13ZM29 172V171H28ZM28 172H26L27 174H28ZM30 172H32V170L30 171ZM37 172V171H36ZM36 172H35V177L37 176L36 175ZM44 172V173H43ZM197 172V171H196ZM222 172V171H221ZM256 173H257V171H255ZM4 173V172H3ZM37 173V174H38ZM47 173V172H46ZM53 173V174H54ZM215 173V172H214ZM218 173V172H217ZM220 173V172H219ZM224 173V172H223ZM222 173V174H223ZM232 173V172H231ZM236 173V172H235ZM234 173V174H235ZM10 174V173H9ZM31 174H33V172L31 173ZM41 174H39L40 176H39V179L41 178V179H43V175L41 176ZM197 174H198V172H197ZM200 174V173H199ZM198 174V175H199ZM213 173L211 172V175H212ZM221 174V173H220ZM221 174V176L223 177V175L225 174V176L227 177V176H229V174L228 175H226L227 174V172L226 173H224L223 175ZM258 174V173H257ZM29 175V174H28ZM47 175V174H46ZM195 175H196V173H195ZM197 175V176H198ZM205 175H202L203 176V178L202 179H204V177H206V179L208 178L207 176H205ZM233 175V174H232ZM260 175H258V176H260ZM6 176V175H5ZM216 176V175H215ZM224 176V177H225ZM237 176V175H236ZM8 177V176H7ZM13 177V176H12ZM38 177V176H37ZM213 177V176H212ZM219 177H220V175H219ZM225 177V178H226ZM53 178H55V177H53ZM210 178V177H209ZM216 178V177H215ZM214 178V179H215ZM234 178V177H233ZM236 178V177H235ZM38 179V180H39ZM195 179H197V178H194V180ZM201 179V180H202ZM17 180V179H16ZM31 180V179H30ZM37 180V181H38ZM193 180V181H194ZM205 180V179H204ZM208 180V179H207ZM221 180V179H220ZM226 180V179H225ZM227 180H228V178H227ZM226 180V181H227ZM11 181V180H10ZM43 181V180H42ZM203 181V180H202ZM201 181V182H202ZM209 181H210V179H209ZM230 181H232V183L234 184V182H236V181H234L233 179H231ZM16 182V181H15ZM32 182V181H31ZM222 182V181H221ZM7 183V182H6ZM12 183H13V181H12ZM35 183V182H34ZM33 183V184H34ZM44 183V182H43ZM212 183V182H211ZM226 183V182H225ZM14 184V183H13ZM183 184V186H181ZM188 184V185H187ZM193 184V183H192ZM195 184V183H194ZM204 184V183H203ZM215 184V183H214ZM264 184V183H263ZM10 185H11V183H10ZM21 185V184H20ZM206 185V184H205ZM15 186H16V184H15ZM36 186V185H35ZM43 186V187H44ZM176 186H179V187H177L178 189L180 188V187H182L180 190H179V192H177L178 190H177V188H176V190L174 189ZM197 185H195V187H196ZM207 186V185H206ZM230 186H231V184H230ZM263 186V185H262ZM13 187V186H12ZM192 187H193V185H192ZM223 187V186H222ZM221 187V188H222ZM233 187V186H232ZM237 187V186H236ZM27 188V187H26ZM29 188V187H28ZM185 188V187H184ZM231 188V187H230ZM239 188V187H238ZM31 189V188H30ZM37 189H39V187L37 188ZM44 189V188H43ZM175 190V192H174V190ZM194 189V188H193ZM5 190H6V187H5ZM15 190V189H14ZM13 190V191H14ZM18 190V189H17ZM195 190H196V188H195ZM222 190V189H221ZM262 190H263V192H264V187L262 188ZM1 191V190H0ZM210 191V190H209ZM236 191H237V189H236ZM27 192V191H26ZM33 192V191H32ZM36 192V191H35ZM177 192V193H176ZM216 192H217V190H216ZM15 193V192H14ZM174 193V194H173ZM189 193H191V192H189ZM194 193V192H193ZM197 193V192H196ZM224 193V192H223ZM232 193V192H231ZM238 193V192H237ZM16 194V193H15ZM14 194V195H15ZM45 194V193H44ZM138 194V197H136V195ZM146 194H148V192L146 193ZM160 194H157L156 196L157 197H159V195ZM167 194V195H168ZM169 194V195H170ZM192 194V193H191ZM198 194H200V193H198ZM197 194V195H198ZM217 193H215V195H216ZM17 195H18V193H17ZM133 195H135V197H136V200H132V198H130V196H133ZM149 195V194H148ZM147 195V196H148ZM162 195H163V192H162ZM182 195V194H181ZM194 195V194H193ZM233 195V194H232ZM6 196V195H5ZM49 196V195H48ZM53 196V195H52ZM145 197H146V195H144ZM152 197H153V195H151ZM150 196V197H151ZM177 196V195H176ZM179 196H180V194H179ZM183 196H185L184 194H183ZM17 197V196H16ZM45 197V196H44ZM47 197V196H46ZM134 197V196H133ZM145 197H144V199H145ZM155 197V196H154ZM153 197V198H154ZM160 197H161V195H160ZM165 197V196H164ZM163 197V198H164ZM190 197V196H189ZM192 197V196H191ZM202 197H204V196H202ZM212 197V196H211ZM236 197H239V196H236ZM1 198V197H0ZM152 198V199H153ZM200 198V197H199ZM225 198V197H224ZM224 198H222V200L224 199ZM52 199V198H51ZM158 199V198H157ZM186 199V198H185ZM105 200H106V202L107 203H109V204H106V202H105ZM155 200V199H154ZM161 201H162V199H160ZM159 200V201H160ZM165 200H166V198H165ZM187 200V199H186ZM190 200V199H189ZM192 200V199H191ZM200 200V199H199ZM209 200V199H208ZM232 200V199H231ZM230 200V201H231ZM237 200V199H236ZM264 200V199H263ZM21 202H22V200H20ZM47 201H50V200H47ZM110 201V202H109ZM147 200H145L144 202H146ZM150 201V200H149ZM156 201V200H155ZM158 201V200H157ZM188 201V200H187ZM196 201V200H195ZM211 201V200H210ZM227 201H228V199H227ZM13 202V201H12ZM58 202V201H57ZM151 202V201H150ZM186 202V201H185ZM193 202V200L191 201V203ZM222 202V201H221ZM234 202V201H233ZM3 203V202H2ZM27 203V202H26ZM152 203H153V200H152ZM156 203V202H155ZM158 203H160V202H158ZM157 203V204H158ZM188 203H190V202H188ZM235 203V202H234ZM237 203H238V201H237ZM236 203V204H237ZM5 204V203H4ZM21 204H23V202L21 203ZM103 204V205H102ZM120 205L121 206V208L120 209H118V208H116V207H120V206H117V205ZM123 204H127L129 207H127V205H123ZM143 204H145V203H143ZM142 204V205H143ZM147 204L149 205V203L147 202ZM194 204V203H193ZM192 204V205H193ZM205 204V203H204ZM203 204V205H204ZM26 205V204H25ZM29 205V204H28ZM51 205V204H50ZM104 205H105V207H104ZM106 205H109V209L108 208H106ZM163 205V207L165 208V206H164V203L162 204ZM201 205V204H200ZM229 205H230V203H229ZM233 205V204H232ZM4 206H6V205H4ZM159 206V205H158ZM167 206V205H166ZM187 206V205H186ZM189 206V205H188ZM187 206V207H188ZM206 206V205H205ZM219 206H221L220 208H222L224 205H219ZM228 206V205H227ZM237 206V205H236ZM22 207H23V205H22ZM53 207V206H52ZM59 207V208H60ZM144 207V206H143ZM160 207V206H159ZM162 207V206H161ZM162 207V208H163ZM203 207V206H202ZM214 207V206H213ZM4 208V207H3ZM27 207H25V209H26ZM147 208H148V206H147ZM151 208V207H150ZM154 208H156V207H154ZM189 208V207H188ZM191 208H192V206H191ZM216 208V207H215ZM218 208V207H217ZM224 208V207H223ZM222 208V209H223ZM23 209V208H22ZM227 209H229V208H227ZM20 210V209H19ZM18 210V211H19ZM126 210V209H125ZM161 210V209H160ZM164 210V209H163ZM181 210H182V208H181ZM189 210V209H188ZM191 210V209H190ZM224 210V209H223ZM223 210H221V212L223 211ZM24 211V210H23ZM30 211V210H29ZM48 211V210H47ZM127 211V210H126ZM125 211V212H126ZM139 211V210H138ZM165 211V210H164ZM170 211V210H169ZM186 211V210H185ZM55 212V211H54ZM63 212V211H62ZM129 212V211H128ZM166 212V211H165ZM224 212V211H223ZM57 213V212H56ZM61 213V212H60ZM130 213V212H129ZM141 213V212H140ZM170 213V212H169ZM39 214H41V213H39ZM43 214V213H42ZM48 214V213H47ZM52 214V213H51ZM72 214V213H71ZM77 214H79V213H77ZM76 214V215H77ZM138 214V213H137ZM142 214H144V213H142ZM141 214V215H142ZM167 214V213H166ZM25 215V214H24ZM29 215H30V213H29ZM61 215V214H60ZM164 215H165V213H164ZM193 215V214H192ZM15 216V215H14ZM36 216V215H35ZM56 216V215H55ZM144 216V215H143ZM28 217V216H27ZM38 217V216H37ZM49 217V216H48ZM78 217V216H77ZM76 217V218H77ZM140 218H141V216H139ZM165 217H166V215H165ZM193 217H194V215H193ZM30 218V217H29ZM41 218V217H40ZM46 218V217H45ZM66 218V217H65ZM64 218V219H65ZM143 218V217H142ZM188 218V219H187ZM213 218V217H212ZM219 218V217H218ZM217 218V219H218ZM251 218H253V217H251ZM9 219V218H8ZM43 219V218H42ZM168 219V218H167ZM168 219V220H169ZM191 219V218H190ZM201 219V218H200ZM213 219H215V218H213ZM24 220V219H23ZM31 220V219H30ZM53 220V219H52ZM58 220V219H57ZM169 220V221H170ZM209 220H211V219H209ZM25 221V220H24ZM29 220H27V222H28ZM65 221V220H64ZM141 221H142V219H141ZM206 221V220H205ZM204 221V222H205ZM48 222V221H47ZM52 222V221H51ZM57 222V221H56ZM63 222V221H62ZM139 222V223H138ZM203 222V223H204ZM249 222H250V220H249ZM26 223V222H25ZM34 223V222H33ZM59 223V222H58ZM176 223H174V224H176ZM212 223V222H211ZM211 223H209V224H211ZM1 224V223H0ZM8 224V223H7ZM12 224V223H11ZM60 224V223H59ZM64 224V223H63ZM215 224V223H214ZM19 225H20V222H19ZM18 225V226H19ZM52 225V224H51ZM173 225V224H172ZM204 225H205V223H204ZM207 225V224H206ZM53 226V225H52ZM59 226V225H58ZM61 226V225H60ZM170 226V225H169ZM213 226V225H212ZM237 226V225H236ZM65 227V226H64ZM67 227V228H68ZM205 227V226H204ZM6 228V227H5ZM26 228V227H25ZM66 228V227H65ZM64 228V229H65ZM142 228V229H141ZM165 228V229H166ZM173 228V227H172ZM235 228V227H234ZM21 229V228H20ZM203 229V228H202ZM18 230H19V228H18ZM61 230V229H60ZM70 230H68V231H70ZM207 230H208V228H207ZM56 231V230H55ZM232 231V230H231ZM30 232H31V230H30ZM209 232V231H208ZM230 232V231H229ZM3 233H5V235L7 236V234H6V232H0V264H26V262H25V259L26 258H24V255L23 254H25V253H22V252H20V251H22V250H18L19 249V247H18V249L16 248V246L13 244V242H12V240L11 239H9V237L7 238ZM13 233V232H12ZM35 233V232H34ZM207 233V232H206ZM31 234V233H30ZM36 234V233H35ZM63 234V233H62ZM228 234V235H227ZM10 235V234H9ZM15 235V234H14ZM17 235V234H16ZM21 235V234H20ZM38 235V237H40L39 236V234H37ZM43 235V234H42ZM64 235V234H63ZM36 236V235H35ZM56 237H57V235H55ZM160 236V237H161ZM27 237H29V236H27ZM13 238V237H12ZM36 239H37V242H38V238L37 237H35ZM63 238H65V239H63ZM32 239V238H31ZM34 239V238H33ZM32 239V240H33ZM44 239V238H43ZM42 239V240H43ZM41 240V241H42ZM153 240V241H152ZM159 240V241H158ZM25 241V240H24ZM28 242V241H27ZM44 242V241H43ZM54 243V242H53ZM17 244V243H16ZM31 244V243H30ZM71 244H72V246H71ZM25 246V245H24ZM35 246V245H34ZM40 246V245H39ZM43 246V245H42ZM33 247V246H32ZM54 247V246H53ZM45 248V247H44ZM51 249V248H50ZM56 249V248H55ZM30 250V249H29ZM36 250V249H35ZM38 250H40V249H38ZM58 250V251H59ZM57 251V250H56ZM34 253V252H33ZM53 253V252H52ZM39 254V253H38ZM37 254V255H38ZM42 254H43V252H42ZM41 254V255H42ZM51 254V253H50ZM59 254H61V253H59ZM36 255V256H37ZM53 255V254H52ZM261 255H263V256H261ZM29 256V255H28ZM47 256V255H46ZM31 257V256H30ZM41 257V256H40ZM39 257V263L38 264H45V260L43 261L42 259L43 258H40ZM54 257V258H55ZM34 258V257H33ZM38 258V257H37ZM51 258V257H50ZM50 258H48V259H50ZM45 259V258H44ZM47 259V258H46ZM52 259V258H51ZM32 260V259H31ZM47 261V260H46ZM50 261V260H49ZM31 262V261H30ZM36 262V261H35ZM28 263V262H27ZM34 264V263H33ZM255 264H264V261L262 260L261 262H257V263H255Z\"/></svg>",
	"mask_w": 264,
	"mask_h": 264
}]
</instances>
